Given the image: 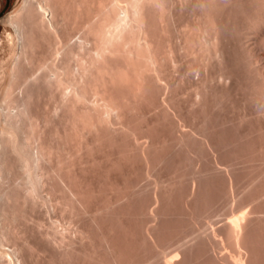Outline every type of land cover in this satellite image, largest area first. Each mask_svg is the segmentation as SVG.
Wrapping results in <instances>:
<instances>
[{
  "label": "bare ground",
  "instance_id": "obj_1",
  "mask_svg": "<svg viewBox=\"0 0 264 264\" xmlns=\"http://www.w3.org/2000/svg\"><path fill=\"white\" fill-rule=\"evenodd\" d=\"M77 1V2H76ZM86 1H89V3L88 2H86ZM96 1L97 0H19L18 2H17V5L6 15V22H7V20L10 22V24H13L12 26H15L14 28L17 30H15V32H18V34H19V37H17V35H16V37L19 39V44H18V41H16L17 42V45H19L21 48V50H20V52H21V55H20V53L18 52L17 53V55L19 54L20 56H22V57H24L25 58V60L23 61V59H22V61L23 62H25L26 63V60H28V62H30L31 63V65H30V63H29V65H28V71H26V72H29V73H26V72H24L25 74H22L23 72H22V70L21 69H19L20 71H21V73H20V71L17 69L18 67H20L21 66V68H22V65L20 64V66H19V64H18V67H16L15 65L17 64L16 62H19V61H21V60H19V58H18V56H17V60H19V61H16V59L14 60V61H16V62H14L13 60H12V62L13 63H15L14 65H12L11 64V66H14V70H15V68L17 69V70H15V72H10V73H8L9 75V78H8V80H4L5 82L4 83H6V81H7V83H6V85L5 84H1L2 82H3V80H2V82L0 83V86H2L3 88L1 89L2 91H3V93L2 94H0L1 95V98H0V264H23V262H24V264L27 262V260H26V262H25V260H22L21 261V259H22V257H23V259H26V252H25V255H24V251L26 250V249H24V251H21L22 250V247L23 248H26V245H25V247H24V243H22V247L20 246V241L18 242L17 241V239L16 238H18L19 237V234L17 233L18 232V230H19V232H25L24 230H27L28 228H26L25 227V224H27L28 225V221L30 222L29 223V225L32 223L33 224V220H36V222H38V218L37 217H33V215L35 214H38L39 213V215H40V212L41 213H43V214H41L42 216H44V213H45V211L44 212H42L41 210L39 211V209H37L36 207H38V208H40L41 207V205L43 204V203H46V201H48V202H50V199L48 200V194L51 196V198H55L56 196H55V194L59 191H62V190H64V189H66L64 186H66L65 184H68L67 182H69V180L68 179H71L72 177L71 176H75V174H74V165L75 164H73V166H69V164H71L72 165V163L71 162H73L74 160H76V159H73L74 157H72V156H70V158L68 159V161H67V158H66V156H64L66 159H64V161H63V158H61L62 156H63V154L61 155V146H60V143L62 144V141H60V143H59V140H63V138H59V136L60 135H62V133H61V130H59V126L61 125V122L64 120V115H65V113H74L75 114V112H76V114H78L77 113V111H74V109H76L75 107H77L76 105H79L78 103L81 101V99H85V98H87V97H85V96H87V95H84L85 93L84 92H82V94L84 95V97H83V95H80V92L82 91V89H81V86H80V84L82 85V83H83V81H82V79L84 80V76H86L87 74H86V72H87V70H90L91 68L90 67H87L86 65H88V63H89V65H91L92 64V61H93V57H95L94 56V54L95 53H93V54H91V56L92 57H90V53H91V50L95 47V45H98L96 42H98L99 44H101L103 47H106V48H104V49H107V50H104V49H102V50H104V51H106V55H105V57L104 56H100L99 54L97 55V56H100V57H104V58H102V59H104L103 61H105V63H107L108 61H107V59L106 58H108L109 57V55H110V53H111V51H110V49L112 50V47L114 46V45H116V46H118V44H120L119 46H118V48H120V47H123V46H121L123 43H128V42H130V43H128V44H131V43H135V48H138V49H131V50H134V51H138L139 50V53H138V55H143V56H146V57H143L144 59L145 58H149V61H151L152 60V58L150 59V57H149V52L145 55V54H143V49H144V46L146 47V45L148 46V50H146L144 53H146L147 51H149L150 49H152L153 47H155L154 46V44H156V43H154V44H152L154 41L153 40H155L156 39V37H157V39L155 40V42L157 41V44H156V47L155 48H153L152 50H154L155 51V53L151 50L150 51V55H154L153 56V60L150 62V63H148L149 61L147 60V59H145L146 61H148L147 63L148 64H146L147 66V68L146 67H144V69H148L147 71H151L152 72V69L154 68L155 70H154V74H156V76L153 74V73H151V74H153V76L149 73V77H151L152 79H150L151 81L150 82H148L149 83V85L150 86H152L153 84L155 85H158V83L160 84V86L163 88H161V87H159V85H158V87H159V89H160V91H159V89H158V87H157V89H156V87L154 88V89H156L157 90V92H158V95H160L161 93L162 94H166V91L167 90H171L169 93H167V95L166 96H169L171 93L172 94H174L173 95V97L175 96V95H177L176 93V90L174 91V88H176L177 86L179 87V85H177V83L179 84L180 82H181V80H182V82L181 83H183V82H185L186 80H184L183 81V79H185V77L186 76H188V74L186 73L188 70H190V71H188L189 73L190 72H192V74L194 75H189V79H191V78H193L194 79V77L197 79V77L195 76V75H199L200 73H201V71L203 72V73H201V74H203L202 75V78H200L201 77V75H199V80L197 79L196 81H198L197 83H196V85L195 84H193V86H192V84H191V88H194V89H191L190 88V90H194V91H192V93L194 94V95H191V96H193L192 98L190 97L189 98V100L187 99L186 100V102L187 103H184V105L186 104V106L183 108L182 107V105L181 104H183V103H181V101H180V99L179 98H175V97H177V96H175L174 98H175V100H177V99H179L178 101H175L174 100V98L172 97V94H171V97H170V99H169V97L166 99V98H164V97H162L161 95L160 96H158V101H157V104L159 103V105H161V103L163 102V104H164V106H163V104H162V108L164 107V109H159L161 112H163L164 113V118L162 117V116H160L159 118L163 121V119H164V121L166 120L165 119V117L168 115L169 117H168V120L167 121H169V122H166V123H163L162 122V126L164 127V129H165V126H169V124L170 123H172V125H171V129H170V127L168 128H166L167 129V131H169L168 129H170V133L172 132V130H175V132H177V134H178V131H177V129H179L180 131H181V127H183V125H185V124H182V123H185L187 120H189V121H187L188 123H189V125L192 123L193 124V122L194 123H196V125H197V127H196V125H195V128H194V124L192 125H190V128L192 127L194 130H192V128L190 129V131H188V130H186V128L183 130V131H181V133L179 134V135H177V136H179V137H177L176 139H175V135L173 134L172 135V137H174V140L175 141H178V144H181V146H179V147H184L183 149H181V150H185V149H188V151L187 150H185V153L187 152L188 154H190V156L192 155L191 153H189V152H194L197 148L199 149V150H196V151H199V154L201 153V151L203 150V148L202 149H200L201 148V145H203V143L206 145V148H204L205 150L204 151H202V152H206V151H208L209 153H211L212 151H213V153H215L214 152V150L216 151V149H214L215 147H216V141L218 140V138L219 137H221L220 135H218L219 133L221 134V132L219 131V133L218 134H214V133H216V132H213V134H211V135H213V136H215V137H217L218 136V138H216V141L215 140H212L214 137H212L211 135V137L212 138H210V136H209V134H210V132L212 133V131H210V130H214L215 129V127L212 129V127L209 125V124H211V123H209L208 122V120H204L203 121V119H205V118H202V117H206L207 119H208V117H207V114H206V110L207 109H209L208 108V106L207 105H209V103L206 105V103H207V97L205 96V92H206V90L204 91V89H206L207 88V86H208V84L209 85H211V84H213V82L212 81H216V82H218V83H220V85L221 84H223V85H227L228 86V84L230 83V82H232V80L233 81H235V78L236 79H238V77L235 75V69H236V66H238L237 67V71H239L240 70V68H242L243 66L244 67H246L245 69H246V76H245V72H244V74H242V72H243V68L241 69V71L242 72H240L239 73V75H243L244 77H240L241 78V82H243L242 81V78H243V80L244 79H246V80H244V82L247 84V85H243V84H241V82H240V80L238 81L239 83H237V84H240V86H244V88H246V91L245 90H243V94H245V92H250L251 94H254V96H255V94H256V98L258 97V99H260L261 101V103L262 104H260L259 105V102H258V100L256 99V98H254V97H250V95L248 94H245V97L246 96H248L250 99L251 98H253L255 101L253 102V101H251V102H253V104H254V106L256 105L255 104V102L257 101L258 102V105L259 106H261L260 108L259 107H257V105H256V107L257 108H259L258 110L255 108H252L253 110V114H251L252 113V111H251V113L249 114V115H247L246 113H245V115L244 116H246L247 115V117H244L243 116V118L240 120V122L239 123H241V121L243 122V120H245L244 122H243V124L244 123H247V119H249V120H251V116H254V110H256V114H257V118H258V116H261V118H258L257 119V122L259 123V119H262L263 118V116H264V58H263V55H264V53L262 54V55H258V52H260V50L258 51V49H259V47H258V45H263L264 44V0H251V2H254V4L253 3H251V4H253V6H254V9H253V6H252V9H250L251 11H254L255 9V11H254V13L252 14V12L249 10V12H248V10H247V8L249 9L251 6V4H249L248 2H250L249 0H243L242 2H244V4H245V2L247 3V6H245L242 2H241V0H239L240 1V3L238 2V0H190L192 3H194L193 5L194 6H191V8L192 7H195V10L192 8L191 10L193 11H190V8H189V14L190 15H192L193 16V14L192 13H194V18H191V16H190V18L189 19H192L193 21H194V24H192L191 22H190V20L188 21V19H187V23H185V22H182L183 23V25H185L184 27H182V25L180 24L179 26L181 27L180 28V31H181V33H178V32H180L179 31V29H178V37H179V35H180V37L179 38H181L180 40L181 41H179L180 43L179 44H177L178 46H180V50H179V47L177 46V48H178V50H175V44H174V46H173V44H172V42L174 41V39H172V38H174L175 36L174 35H172V37H170V31L172 30V29H174V25H177V23H175L174 24V20L176 19V16L174 15L176 12L175 11H173V7L176 5V3H175V5L173 6V4L172 3H174V1L173 0H98V8H99V11L98 10H94L95 9V7H96ZM176 1H179V0H176ZM180 1H183V0H180ZM185 1V0H184ZM188 1V0H187ZM86 2V3H85ZM189 2V1H188ZM190 2V3H191ZM256 2H258V3H256ZM190 3H188L187 5H188V7H190ZM257 5H256V4ZM87 4H90V5H88L89 7H87V12L88 13H90V14H86V16H85V14H83L84 12H86V11H83V6L85 7V9L84 10H86V5ZM3 5H4V1L3 0H0V11L2 10V8H3ZM91 5H92V7H91ZM242 5H243V7H242ZM256 5V6H255ZM147 6H148V8L151 6L154 10H155V12H153V11H151L152 10V8L150 9V10H147V12H145L146 10V8H147ZM225 6H228V7H225ZM249 6V7H248ZM96 7V8H97ZM176 7V6H175ZM224 7H225V9H224ZM244 7H247L246 9H244ZM256 7V8H255ZM88 8H92L91 10L94 12L93 14H91L92 12L90 11V9H88ZM97 8V9H98ZM147 8V9H148ZM227 8V9H226ZM239 8H241L240 10H238ZM242 8L244 9V10H246V13H244V12H242ZM82 9V11L83 12H81L80 10ZM175 9V8H174ZM224 9V10H223ZM90 12H89V11ZM221 10H223V14H228V15H226V19L225 20H228L229 21V16H230V13H228L227 11H229L230 10V12H231V15H234V13L236 12V14H237V17L239 16V12H242V17H243V19H242V17L240 18V16H239V18H235V17H233V16H231L233 19H231L233 22H231V24H230V22L228 23V21H223V20H220L221 22H219V20H218V18L217 17H220L219 15H221L222 14V11ZM227 10V11H226ZM233 11V13H232V11ZM96 11H98V13L96 12ZM150 11V12H149ZM221 11V12H220ZM226 11V12H225ZM239 11V12H238ZM79 12H80V14H82L81 15V19H86L87 18V16H91V15H93V18L91 19V18H87L86 19V21H89V22H85V21H83L84 22V24H85V26H80L79 24L81 23L80 21H79V23L77 22L78 21V19H79V16H80V14H79ZM95 12H96V14H95ZM175 12V13H174ZM153 14L152 16H155V17H152L151 15H149V14ZM156 13V14H155ZM174 13V14H173ZM217 13H221V14H217ZM249 13H251V14H249ZM78 14H79V16H78ZM235 14V15H236ZM83 15L85 16V18H83ZM96 15V16H95ZM145 15H146V17L149 15V16H151V17H149L151 20L152 19H154V20H152L153 22H150L152 25L155 23V22H157L156 24H155V26L154 27H156V28H158V30L156 31V28H155V30L154 29H152V27L149 25V24H147L146 23V21H145V19L149 22V21H151V20H148V17L147 18H145ZM173 15V16H172ZM234 15V16H235ZM222 16H224V15H222ZM221 16V17H222ZM173 17H174V20H173ZM220 17V18H221ZM4 18V19H5ZM78 18V19H77ZM172 18V19H171ZM223 19L225 18V16L224 17H222ZM221 18V19H222ZM228 18V19H227ZM80 19V20H81ZM169 19H171V20H169ZM174 22H173V21ZM177 20V19H176ZM191 20V21H192ZM230 20V21H231ZM238 20V21H237ZM69 21H71L72 22V24H71V26L69 25L71 22H69ZM82 21V20H81ZM173 22V24L172 23H170V27L172 28L171 30L170 29H168V30H170V31H165L164 33H162L164 30H165V27H166V30H167V28H169V24H168V22ZM192 21V22H193ZM8 22V23H9ZM83 22H82V24L81 25H83ZM226 22V23H225ZM221 23V24H220ZM227 23H228V25L230 24L231 25V28L227 25ZM168 24V25H167ZM172 24V25H171ZM224 24H226L227 26H225L224 27ZM78 25H79V27L80 28H82L83 29V31H81V30H79V35H77L78 33V30L77 29H80V28H76V27H78ZM157 25V26H156ZM168 27H167V26ZM71 28V30H70V28ZM153 27V28H154ZM223 27L225 28V30L223 29ZM229 27V28H228ZM226 28H228V29H230V30H228V35H229V32L230 33H233V34H231V35H233V36H235V37H232L231 35V38H233L232 40H231V38H230V36L228 37V38H230V40L227 38V37H223V39L225 40L226 38H227V40L229 41H225V42H227L229 45H231L230 44V41H234V42H237L236 40L238 39V42L237 43H240L241 44V48H242V52H244V54H242V52H241V48H240V46H239V50H240V53H241V55H242V59H243V61L241 62V64H242V67H239V65H241L240 64V62H239V58H240V60H242L241 59V55H240V53H239V51H236L235 52V47H234V52L232 51V50H230L231 48H229V45L227 46V43L226 44H224L225 42L224 41H222V43H221V39H222V29L225 31V32H227V30H226ZM258 29V30H256V29ZM77 30V32H76V30ZM152 29V30H151ZM160 30V31H159ZM233 30V31H232ZM254 30V32H257V34H258V32H259V34H260V32H261V36H260V38H259V40H261V43L260 44H258V45H254V44H252V45H249V44H251L252 42H248V44H247V41L248 40H246L245 39V36L246 35H248L249 36V33L251 32V31H253ZM256 30V31H255ZM85 31V34L83 33ZM152 31H156V33L157 34H155L154 35V32L152 33ZM158 31H159V33H158ZM76 32V33H75ZM161 32V33H160ZM168 32H170V33H168ZM80 33H83L84 34V36H82L83 34H80ZM172 33L174 34V32L172 31ZM162 34H164L163 36H162ZM166 34H168V36H166V37H164ZM223 34H224V32H223ZM235 34H237V35H239V36H237V39L236 40H234V38H236V35ZM253 33H251V35H252ZM255 34V33H254ZM258 34V35H259ZM81 35V36H80ZM157 35V36H156ZM225 35H226V33H225ZM76 36H78L77 38H79V36H80V39H78V40H76L77 38H76ZM174 36V37H173ZM244 36V37H243ZM170 37V38H169ZM177 37V36H176ZM177 37V38H178ZM244 39H243V38ZM250 37V39H252L251 38V36H249ZM249 37H247L246 36V38H249ZM253 37V36H252ZM255 37H257V35L255 36ZM255 37H253V38H255ZM259 37V36H258ZM257 37V38H258ZM41 39V41L43 40V42L45 41V43H46V47L44 46L43 47V45L41 44L42 42H39V40ZM76 38V39H75ZM163 38H168V39H166L167 41H169L170 39V41H169V43L167 44V41H165ZM240 38V39H239ZM257 38H255V39H257ZM17 39V40H18ZM254 39V41H256ZM173 40V41H172ZM177 40H179V39H177ZM176 40V41H177ZM240 40V41H239ZM246 40V41H245ZM259 40H257V41H259ZM86 41H88V42H90V44L92 43L93 44V46L92 47H90L89 46V44L87 43V44H85L86 43ZM153 41V42H152ZM172 41V42H171ZM250 41V40H249ZM39 42V43H38ZM171 42V43H170ZM233 42V43H234ZM45 43H44V45H45ZM95 43V44H94ZM136 43H138V44H136ZM175 43V42H174ZM177 43V42H176ZM232 43V42H231ZM38 44H41V47H39L38 46ZM85 44V45H84ZM133 44H131V45H133ZM150 44V45H149ZM151 44H152V46H151ZM222 44H224L223 46H222ZM88 46V48H91V50L90 49H88L87 47H85V48H87V50H88V52L90 51V53H87V54H89V56H88V58H89V60H86V59H84L83 57H84V53H83V57H81L80 55H78V54H80V49H81V47L80 46ZM101 45H100V47H101ZM131 45H127V46H130V48H132L131 47ZM137 45H141L140 47L138 46V47H136ZM233 45V44H232ZM239 45V44H238ZM238 45H236V43H234V45L233 46H236V48L238 49ZM77 46L79 47V49L77 48ZM112 46V47H111ZM116 46L113 48V53H114V58H112L113 60L114 59H119L118 57L119 56H116V54H115V50L117 49L116 48ZM142 46H143V49H139V48H142ZM149 46H151L150 47V49H149ZM226 46V47H225ZM44 48L43 49V51H42V49L41 48ZM111 47V48H110ZM222 47H224V48H222ZM263 47H264V45H263ZM262 47V48H263ZM18 48V47H17ZM39 48V54H37V49ZM85 48H82L81 50H83V52L84 51H86L85 50ZM95 48H97V46L95 47ZM95 48L93 49V52H95ZM116 48V49H115ZM124 48H125V45H124ZM134 48V47H133ZM229 48V49H228ZM41 49V50H40ZM98 49H99V45H98ZM96 50V51H100V53H101V50ZM225 49H228L227 51L225 50ZM236 49V50H237ZM79 50V52L78 53H76L77 51ZM110 51V53L108 54V56H107V52H109ZM141 50V51H140ZM145 50V49H144ZM226 51L227 53V57H228V55L230 56V52H231V56L230 57H228L229 58V60L230 61H228V65H229V63H231L232 61H231V57H236L238 54L240 55V57L238 58H234V61H235V59H237L238 60V62H236L235 61V63H236V66L235 67H233L232 65H230L229 66V68L230 69H234L235 71H230V72H234V73H232L234 76H231L230 75V72L229 71H224L225 69H223V67L221 68V67H219V69H220V71L219 70H217V71H219V72H217V75H215L214 73L216 72V71H213L214 69L212 68V67H214L215 65H217V61L219 62V60L222 58V55L223 54H225V52L223 53V51ZM262 50V49H261ZM263 50H264V48H263ZM262 50V51H263ZM42 51V52H41ZM179 53H177V52ZM181 51V52H180ZM40 52L42 53V55L40 56ZM82 52V51H81ZM87 52V51H86ZM85 52V53H86ZM103 52V51H102ZM141 52V53H140ZM151 52H153V54L151 53ZM176 52V53H175ZM104 54H105V52H103ZM232 53H234V54H236L237 53V55H234L233 56V54ZM39 56V58L37 57V55ZM59 54H61L60 56L62 57V58H59ZM96 54H97V52H96ZM176 54H178V55H180L181 54V56H178V55H176ZM260 54V53H259ZM15 55H16V53H15ZM79 56V60L77 59L76 60V57H78ZM86 55V54H85ZM238 55V56H239ZM244 55V56H243ZM87 56V55H86ZM107 56V57H106ZM112 56V57H113ZM115 56L117 57V58H115ZM182 57V59H181V63L179 62L180 60L178 59V57ZM223 56H225V55H223ZM35 57H37V59L35 58ZM15 58V57H14ZM83 58V60H85L84 62H86V63H82V65H80L81 64V62H83V60L80 62V60ZM91 58V59H90ZM111 58V57H110ZM184 58H186V60H188L187 58H190L189 59V65L187 64L188 62L184 59ZM36 59V60H35ZM99 59V58H98ZM106 59V60H105ZM184 59V60H183ZM75 60H76V62H78V63H80V64H78L77 63V65L78 66H75L76 65V63H74L75 62ZM91 60V61H90ZM97 59H95L94 61H96ZM112 60V61H113ZM115 60V62L117 63V61ZM120 60L124 63H126L127 62V60H125L124 59V61H123V59L122 58H120ZM120 60H118V62L120 61ZM179 60V61H178ZM90 61V62H89ZM100 61V60H99ZM98 60L96 61V62H99ZM153 61H154V66L155 67H152V69H150L148 66L152 63L153 64ZM185 61H186V63H185ZM22 62V63H23ZM88 62V63H87ZM101 62V61H100ZM180 63V65H179V63ZM184 64H183V63ZM19 63H21V62H19ZM24 63V64H25ZM110 63H114V62H110ZM116 63H114V64H116ZM123 63H117V64H120V67H119V65H118V67L120 68L119 70L121 71V65L123 64ZM124 63V64H125ZM213 63L215 64L214 66H213ZM235 63H233V65H235ZM237 63H238V65H237ZM86 64V65H85ZM108 64V63H107ZM111 64V65H112ZM112 65L113 67L114 66H116V65ZM129 63L127 62V65H128ZM182 64V65H181ZM188 65L187 66V68L189 67L190 68V65H192L191 67L192 68H188V70H187V68H186V65ZM232 64V63H231ZM33 65V66H32ZM84 65V66H83ZM93 66H91V67H95V66H98V65H95L94 63L92 64ZM95 65V66H94ZM103 64H102V62H101V65H99V66H102ZM130 65V64H129ZM176 65H179L180 66V69H179V71L180 72H182L183 73V71L181 70V69H183L184 67V73H186V74H182L181 73V75H183V76H185L184 78L182 77V76H180V77H182L183 79H181L180 81H178L179 79H175V80H177L178 82H172V78H173V76L175 77V75H176V73H175V71L177 70L178 71V66H177V68H176ZM183 65H185L184 67H183ZM204 65V69H206V71H204V69L203 68H200L201 66H203ZM211 65H212V67H211ZM10 66V65H9ZM9 66H8V68H9ZM10 66V67H11ZM25 66V65H24ZM31 66H32V68H31ZM98 66V68H99V71H100V67ZM134 66V65H133ZM132 66V67H133ZM152 65H150V67H151ZM173 67V66H175L173 69L175 70V68H176V70L174 71V72H171L170 74H169V72H170V69L171 68H169V67ZM26 67V66H25ZM31 69H30V68ZM81 67V68H80ZM84 68V72H82L83 71V68ZM87 67V68H86ZM103 67V66H102ZM109 67V68H108ZM108 67H103V69L105 68H107L105 71H106V73H105V71H102V72H104L105 73V75H104V73H102L104 76H105V78H107L106 77V74H107V76H108V74H109V72H110V70H109V72H108V69H110L111 68V66H108ZM118 67H116L117 69H118ZM124 67H126L127 68V66H126V64H125V66ZM131 67V66H130ZM130 67H129V71H130ZM132 67H131V71H135V69H137L136 71H135V73H132V79H134L135 78V75H136V77H137V75L139 74V70H138V68H136V66H134V70H132ZM209 67V68H208ZM210 67L213 69H211L210 71L211 72H214L213 74L212 73H210V71H208V69H210ZM233 67V68H232ZM8 68H6V70H9ZM96 68V67H95ZM94 68V69H95ZM115 68V67H114ZM114 68H113V70H112V68H111V70H112V72L114 71ZM169 68V69H168ZM238 68H239V70H238ZM13 68L11 67V71H13L12 70ZM23 69V68H22ZM82 69V70H81ZM115 70L114 72V74H115V76H113V78H117L118 80L117 81H119L120 83L118 84V85H116V86H118V88L120 89V87H119V85L120 84H124V86H125V84L127 83V87L129 86V84H128V81H131V86H129V87H131L132 89H133V87H135V84L137 83L138 84V86H140L139 84H141V86L142 87H136V88H143V89H148L147 88V86L144 88L143 87V85H145V84H143V83H147V81H149V80H147V79H149V78H147L146 76L148 75V74H145V75H143V77H145L144 79H146L145 81H143V77L142 78H140L139 76L141 75L142 76V74H144L146 71L143 69V67L141 68V69H143L142 70V72H140L141 74H139V76L137 77L138 79H139V82L138 81H136V79L134 80V81H136L135 83H133L132 84V80L130 79H128V78H130L131 77V75H130V73H129V71H128V69H124V68H122V70L124 69V71H128L127 72V74L128 75H130V77H128V75L126 74V73H121V72H119L118 70ZM169 71H168V70ZM187 71H186V70ZM200 69H202L201 71H200ZM30 70V71H29ZM92 70H93V68H92ZM96 71H93L94 72V75L96 74V72L98 71V69H95ZM102 70V69H101ZM172 70V69H171ZM193 70V71H192ZM196 70V73L194 72ZM229 70V69H228ZM25 71V70H24ZM91 71V70H90ZM117 71H118V73H117ZM143 71H145L144 73H143ZM156 71V72H155ZM167 71H168V73H167ZM207 71L210 73V74H212V75H210L211 76V78H208V76L207 75H204V72H206L207 73ZM245 71V70H244ZM93 72H92V74H93ZM136 72L138 73V74H136ZM180 72L179 73H177L178 75L180 74ZM226 72H228V73H226ZM6 73H7V71H6ZM6 73H4V77H3V79H6V77H5V75H7ZM40 73V74H39ZM98 73V72H97ZM100 73V72H99ZM147 73V72H146ZM172 73H174L175 75H173L172 76ZM199 73V74H198ZM238 73V72H237ZM39 74V75H38ZM86 74V75H85ZM91 73H90V75H92ZM125 74V75H124ZM133 74H135V75H133ZM191 74V73H190ZM82 75V76H81ZM100 75V74H99ZM97 75L98 77H99V79H98V77L96 78V75H95V78L93 77V78H90V76L89 75H87L86 77L88 78V76H89V78L88 79H90L89 80V87H91V86H93L95 83L93 82V80H95V82H97L96 81V79L97 80H99V81H101L102 79L103 80H105L103 77L101 78L100 76H102V75ZM151 75V76H150ZM178 75H176V77L175 78H177V76ZM81 77V81L82 82H80L79 80H80V78H78V77ZM93 76V75H92ZM91 76V77H92ZM111 76H112V74H111ZM206 76V78L204 79V80H202L204 77ZM236 76V77H235ZM134 77V78H133ZM154 77H156L155 79H156V81L158 82H156V81H154L155 79H154ZM179 77V76H178ZM179 77V78H180ZM233 77V79H231ZM42 79V82H40V83H43L42 85H44L43 86V88H47V89H51V88H48V87H52V88H54V90L52 91V89H51V92H57L59 89V91H61V90H64L62 93H60L59 91V93L58 94H61L60 95V99H59V96H58V99L59 100H63L64 101V103L62 104V102H61V104L63 105V107H64V104L65 105H67L68 103H69V106L71 107V106H73L72 105V103L74 104L76 101L78 102L76 105H74L73 107H71L72 108V110H70L71 108H69L68 107V105L66 106V109L68 110L69 109V111H67L66 109H65V107L64 108H61V104H60V106H58V104H59V100L57 101L58 102V104H57V102H55L56 103V107L58 106V108H55V104L53 105L54 106V111L53 110H51V111H49L48 109H46V110H44L45 112L48 110L49 112H51L52 114H51V116H54V117H56L57 116V114L59 113V117L57 116L56 117V121L55 122H58L60 119H63L62 121L60 120V122H59V125H58V128L55 130V131H52L51 129H49L50 127L52 128V127H54V125H57V124H50V121L52 120V118L50 117V114H49V116H48V113L49 112H46L47 113V116H46V113H45V115H44V112H43V114L42 115H44V116H46L45 117V119L44 118H42V117H40L39 116V113L37 114V115H35L36 114V110L34 111L35 113H33V111L31 110V106L33 105H31V103H33L32 102V100H34L35 101V95H36V93L38 92L37 90L39 89L37 86H36V84L37 85H39V81L38 80H41ZM86 78V79H87ZM109 78H110V76H109ZM108 78V79H109ZM188 78H186V79H188ZM142 79V80H141ZM92 80V82H93V85L91 84L90 85V81ZM101 81L102 83H105V82H107L106 80H105V82L104 81ZM110 80V79H109ZM108 80V81H109ZM175 80H173V81H175ZM200 80H202V81H200ZM87 81V80H86ZM111 81H112V79H111ZM143 81V82H142ZM153 81L155 82V83H153ZM165 82V83H163V82ZM195 81V82H196ZM229 81V82H228ZM113 82V81H112ZM114 82H116V80L114 81ZM113 82V83H114ZM200 82V83H199ZM211 82V83H210ZM215 82V83H216ZM227 82H228V84H227ZM243 82V83H244ZM48 85V87L45 85ZM85 83V82H84ZM84 83H83V85H84ZM88 83V82H87ZM109 83V82H108ZM118 83V82H117ZM116 83V84H117ZM130 83V82H129ZM177 85H175V84ZM181 83H180V85H181ZM217 83V84H218ZM226 83V84H225ZM244 83V84H245ZM86 84V83H85ZM101 84V83H100ZM99 84V82H98V84L96 83L93 87L95 88V90H100V87L99 86H97V85H100ZM112 84V83H111ZM110 83H109V85H111ZM136 84V85H137ZM172 84L175 86L173 89L171 88V87H173L172 86ZM217 84H215V85H217ZM236 84V85H237ZM5 87H4V86ZM25 85H26V88H25ZM88 85V84H87ZM87 85H84L85 87L87 86ZM107 85V84H106ZM105 85V86H106ZM147 85V84H146ZM148 85V86H149ZM214 85V84H213ZM223 85H221L222 87H224V88H227V86L225 87V86H223ZM232 85H234L233 83L230 85V86H232ZM23 86V87H22ZM84 86H82V87H84ZM100 86H102V84L100 85ZM116 86H113L112 85V87H116ZM122 86V85H121ZM149 86V87H150ZM219 86V85H218ZM239 86V85H238ZM242 86V87H243ZM19 88V87H21V89H23V88H25L24 90H21L22 92H21V95H20V93L17 91V90H15V88ZM39 87H40V89L39 90H41V89H43V88H41L42 86L41 85H39ZM84 87V89L86 90L87 88L89 89V87H87V88H85ZM93 87H91L92 89H89V90H93ZM96 87H97V89H96ZM104 87V86H103ZM102 87V88H103ZM107 87V86H106ZM127 87L125 88L124 87V89L123 90H128L129 91V89H127ZM128 87V88H129ZM154 87V86H153ZM206 87V88H205ZM233 87V86H232ZM236 87V86H235ZM241 87V89H240V87L237 89V90H242L243 88ZM247 87H248V89H247ZM1 88V87H0ZM17 88V89H18ZM34 88H38L37 90H35V91H37L36 93L35 92H33V89ZM55 88H57V91H55ZM117 88V87H116ZM130 88V89H131ZM83 89V91H85ZM88 89L85 91L86 93L88 92ZM131 89V90H132ZM135 89V88H134ZM133 89V90H134ZM143 89H141V92H142V90ZM149 89H152V88H149ZM19 90V89H18ZM66 90H68L67 92H66ZM69 90H70V95H72L71 97H70V95L68 94V92H69ZM81 90V91H80ZM94 90V91H95ZM102 90V89H101ZM132 90V91H133ZM140 90V89H139ZM139 90H134L135 91V93L134 94H138L139 93V95L141 94V96H142V93L143 94H145V92L146 91H143L142 93L139 91ZM161 90H163V92L165 91V93H163V92H161ZM248 90V91H247ZM251 90H254V91H252L251 92ZM73 91V92H72ZM125 92L126 93V96H123V98L124 97H127L128 96V94L129 95H131L133 92ZM136 91H138V92H136ZM1 92V91H0ZM16 92L19 94V95H17L16 94ZM97 92V91H96ZM96 92H95V98L97 97V96H99V95H97L96 94ZM99 92V91H98ZM105 91H103V92H99L100 93V95L102 94V96H100L101 98L99 99L101 102H102V100H103V103H100V105L99 106H102V107H99L98 106V103H97V106L95 107V106H93V105H95V101H93V103H91L87 108H89V107H91V108H89V110H88V112L90 111V110H93L92 109V107H95V108H97V110L99 111V113H100V116H99V114H96L97 116H95V117H97V119H99L100 117L101 118H106L108 115V117L110 118L111 116H114L115 117V115H117V114H119V116L117 117V118H120L122 115V113H120V109H121V107H123L121 110H123L124 109V107L126 106V104H127V102H128V100H134V98L136 97V99H137V97L139 96V95H135L134 97L132 96V98L130 99V96H128L127 98H129L128 100H126V101H123V104L125 105H122V102H121V104H119L116 100L117 99H119V98H121L122 96H118V95H114L113 96V98H111V96H109L108 98H104V96L107 94H105L104 93ZM175 92V93H174ZM255 92V93H254ZM35 93V94H34ZM23 94V95H22ZM67 94L69 95L68 97H66V98H68L69 99V102L68 101H65L64 99L65 98H62V97H65V96H67ZM74 94V95H73ZM103 94H105V95H103ZM109 94H111V93H109ZM114 93H112V95H113ZM33 95H34V98H33ZM36 96H38V94L36 95ZM117 98H116V97ZM144 96V95H143ZM142 96V97H143ZM204 96L206 97V100L204 99ZM251 96H253V95H251ZM70 97V98H69ZM74 97H76L78 100H76L75 102H72L71 103V101L73 100V98ZM78 97H81V98H78ZM164 98V100L163 99H161L160 100V98ZM247 97V98H248ZM62 98V99H61ZM75 98V99H76ZM98 98V97H97ZM116 98V99H115ZM246 98V99H247ZM248 98V99H249ZM68 99H66V100H68ZM84 99L82 100V101H84ZM88 99V98H87ZM168 99L170 100V101H168ZM190 99L192 100V101H190ZM253 99H251V100H253ZM86 100V99H85ZM94 100V99H93ZM74 101V100H73ZM176 102L175 104H172V102ZM180 101V102H179ZM189 101L191 102V105L192 106H194V108L196 109L197 107H200L199 105H204V109L202 108V107H200V108H202V110H204L203 112L201 111V110H198V108L196 109V111L198 112V116H199V118H200V115H202V119L200 120L199 118H197V115H195L196 116V118H195V116H194V114H196V111H195V109H192V107L190 108L189 106H187V104L189 103ZM205 101V103H203ZM36 102V101H35ZM119 102H120V100H119ZM125 102V103H124ZM161 102V103H160ZM129 103V102H128ZM180 103V104H179ZM219 103V102H218ZM71 104V105H70ZM103 104V105H102ZM177 104L179 105L178 106V108L176 107L177 106ZM92 105V106H91ZM122 105V106H121ZM181 105V106H180ZM198 105V106H197ZM202 105V106H203ZM207 107H206V106ZM53 106H52V108H53ZM121 106V107H120ZM196 106V107H195ZM68 107V108H67ZM157 107H158V105H157ZM161 107V106H160ZM179 107H182V109H185L186 107H188V111H191V113H192V110H194L195 111V113H194V111H193V114H189L190 112H187L188 114V118H189V116H191L193 119H191V117L188 119H186V111L184 110V111H182V109L181 108H179ZM51 108V109H52ZM59 108L61 109L60 111H58L59 110ZM32 109H34V107L32 108ZM57 111H56V110ZM192 109V110H191ZM64 110V113L62 112ZM96 109H95V111H96V113H98V111H97ZM158 110V111H159ZM166 112V114H165V112ZM172 110H173V112H172ZM186 110H187V108H186ZM56 111V112H55ZM86 111V110H85ZM94 111V112H95ZM159 111V112H160ZM200 111H201V114L199 115V113H200ZM259 111V112H258ZM58 112V113H57ZM61 112L63 113L62 115H63V118H62V116H61ZM158 112V114H160L161 115V112L159 113ZM171 112V113H170ZM183 112L185 113V118L183 119ZM205 112V114H206V116L205 115H203V113ZM53 113H54V115H53ZM56 113V114H55ZM70 113V115H72ZM90 113H92L93 115H94V113H93V111H91ZM90 113H87L86 112V114L84 113V115L85 116H87L88 114L90 115ZM113 113H116V114H113ZM169 113H170V115L172 114V116H170L169 115ZM260 115H259V114ZM68 114H66L65 115V117H67L68 119H67V121L70 123V125L71 126H73L74 125V123H72V121L74 120V118L76 117H78L77 119L79 120V117H81V116H74V115H72L71 117H68V116H70V115H68ZM75 114V115H76ZM92 114L90 115V117H89V115L86 117V119H83L84 121V123H85V125L86 124H88V120H89V118H90V120H91V116H92ZM112 114V115H111ZM255 114V115H256ZM41 115V116H42ZM56 115V116H55ZM68 115V116H67ZM121 115V116H120ZM163 115V114H162ZM84 116V117H85ZM248 116H249V118H248ZM72 117H74V118H72ZM83 117V116H82ZM82 117H81V120H79L80 121V123H78V124H83V122H81L82 121ZM83 117V118H84ZM95 117H93L94 119H92L89 123H91L90 124V126L93 128V126H95L94 128L96 129L98 126H99V121H101L102 119L100 118L99 120H98V122L96 123H94V121L93 120H97V119H95ZM107 117V118H108ZM163 119H162V118ZM173 117V118H172ZM40 118H41V120H40ZM49 118V119H48ZM75 118V119H76ZM88 118V119H87ZM105 119L106 121H107V127H108V125H110L111 123H109L108 124V119ZM111 118H113V117H111ZM123 118V117H122ZM121 118V119H122ZM167 118V117H166ZM241 118V117H240ZM45 121H44V120ZM54 120H55V118H53ZM57 119H59V120H57ZM70 119H71V122H70ZM159 119V120H160ZM170 119L172 120L173 119V121H174V123H173V121L171 122L170 121ZM197 119H198V121L200 120V122H198L197 121ZM256 116L253 118V120L252 121H254L255 123H257L256 122ZM50 120V121H49ZM54 120L53 121H51V123L52 122H54ZM160 120V121H161ZM181 120H183L184 122H181ZM194 120V121H193ZM78 121V122H79ZM86 121V122H85ZM103 121V124L105 125V123H104V120H102ZM101 121V122H102ZM112 120L110 119L109 120V122H111ZM192 121V122H191ZM202 121V122H201ZM263 122H264V120H262ZM261 120H260V123L262 122ZM54 122V123H55ZM73 122H75V120L73 121ZM204 122V125L203 124H201V123H203ZM205 122H206V124L209 126V127H207L209 130H208V133H207V129H206V127L205 126H207L206 124H205ZM253 122V123H254ZM73 125H72V124ZM94 123V124H93ZM198 123V124H197ZM199 123H200V125H199ZM257 123V124H258ZM51 126H50V125ZM82 124H81V126H82ZM96 124V125H95ZM98 124V125H97ZM102 123H101V125L102 126H100L101 127V129H102V127L104 126ZM164 124H166V125H164ZM173 124H175V129L174 128H172L173 127ZM242 124V123H241ZM48 125L50 126L49 128H48ZM75 125H77V120H76V124ZM74 125V129L72 128V130H75L76 129V127L78 128V125L77 126H75ZM84 124H83V127H86ZM93 125V126H92ZM127 125V124H126ZM130 125V127L134 130V131H132V133L134 134L133 136H132V138H133V143H134V139L137 137L136 136V134L140 131H136L135 130V128L136 129H138L136 126H134L133 124H131V122H129L128 123V125L127 126H129ZM132 125V126H131ZM201 127V126H203V127H199V126ZM261 125H262V123H261ZM261 125H257L259 128H260V126ZM264 125V124H263ZM263 125H262V127H263ZM80 125H79V129H80V127H81ZM97 126V127H96ZM186 126V125H185ZM252 126H256V124H253V125H251V127ZM255 127V128H253L252 127V129L251 128H249V130L251 129L252 131H250V133H249V131L247 130V133H249L250 135H248V137H252L253 135H254V137H253V141L255 142V140L257 139V137H258V134L259 135H263L264 134V128H260V131H261V133H257V132H260V131H258L259 129H258V127ZM87 127H88V125H87ZM105 127H106V125L103 127V129H105ZM130 127H127V128H129V129H131ZM181 129H180V128ZM54 128H56V127H54ZM204 128L206 129V132H205V130H204ZM49 129V130H48ZM53 129V128H52ZM99 131H98V133L101 131V129L100 128H97ZM96 129V130H97ZM111 129V128H110ZM131 129V130H132ZM256 129H258L257 130V132H255V130ZM54 130V129H53ZM77 130L78 129H76L75 131H76V133H78L77 132ZM114 130V129H113ZM124 132H126V133H130V132H128L129 130L128 129H126L125 128V130L124 129H122ZM186 130V131H185ZM50 131V132H49ZM79 131V130H78ZM103 131V130H102ZM102 131L100 132V134H99V136L101 137V135L103 134L102 133ZM115 131V130H114ZM121 130H116L115 132H120ZM135 131H136V134H135ZM179 131V132H180ZM210 131V132H209ZM215 131V130H214ZM47 132H48V136H49V138L50 139H48V138H44V137H46L47 136ZM252 132H255V134L254 133H252ZM60 133V134H59ZM102 133V134H101ZM172 133H174V132H172ZM171 133V134H172ZM247 133H245V137L247 136ZM251 133H252V135H251ZM257 133V134H256ZM46 134V136H44ZM129 135H131V134H129ZM139 135V134H138ZM256 135V136H255ZM47 136V137H48ZM134 136H136L135 138H134ZM62 137V136H61ZM256 137V138H255ZM264 136H262V138H263ZM258 138H260L261 139V137L259 136ZM136 139H138V138H136ZM150 138L148 137L147 138V140H145V142L146 141H148ZM178 139V140H177ZM211 139V140H210ZM215 139V138H214ZM260 139H258V140H260ZM264 139V138H263ZM262 139V140H263ZM49 140V141H48ZM139 141H140V137H139V139H138ZM196 140H198V141H202V143L200 144V143H197L196 144ZM258 140H256V145H255V143H254V145H255V147H256V149H257V147H259V142H264V141H262V140H260V141H258ZM138 141V142H139ZM149 141H151V140H149ZM181 143H180V142ZM192 141H194L195 143H193ZM197 141V142H198ZM211 141L214 143L213 145L211 144ZM56 142V143H55ZM57 142H58V144H57ZM141 142H143V141H140L139 143H138V145H141V149H140V146H136L137 145V142L135 141V143L134 144H132V146L133 145H135L133 148H131L133 151H132V153L135 155V153L134 152H136V151H138L139 149V151H138V153H139V156H140V158L137 156V158H139L138 160H140L141 158H142V161H143V159H144V164L146 165H144L143 163V165H144V170L142 169L143 167V165L142 164H140V168L144 171H142V174L143 173H146V171H147V174H144V175H142V174H140V176L142 175L143 177L145 176L146 177V175L147 176H150L151 177V175H154L152 172H154L155 170L154 169H157L156 167L158 166V161H157V159H156V157L154 158V156L155 155H151V153H152V151H154L153 150V148L155 149V144H154V146H153V144H152V142H153V140L151 141V142H149L150 144H152L151 146H150V144L148 145V143L146 144H144V142L143 143H141ZM191 142V143H190ZM258 142V143H257ZM176 143V142H175ZM189 144L187 147H189L190 148V145H193L194 146V148H196V149H194V148H187L185 145L186 144ZM193 143V144H192ZM184 144V145H183ZM199 144V145H198ZM176 145H177V143H176ZM198 145V146H197ZM205 145L204 146H202V147H205ZM215 145V146H214ZM254 145H252L253 146V148L252 149H254V151L253 152H256V153H259L260 154V152H262L260 155L259 154H257V157H259V160H257V157L256 156H253V154H256V153H253L252 152V154H250V155H252L253 157H251V158H254L255 157V159H251L252 161L251 162H255L256 163V165L257 164H259L260 162H261V165H262V167L264 166L263 164H264V160H261L260 161V158L263 156V154H264V150H262V151H259L258 152V150L259 149H263L264 148V144H261V146L263 147V148H261V146L259 147V149L258 150H256L255 151V147H254ZM60 146V147H59ZM193 146H191V147H193ZM196 146V147H195ZM136 147V148H135ZM137 147H139V148H137ZM217 147H219L218 145H217ZM59 148H60V150H59ZM135 149V150H134ZM193 149H194V151H193ZM210 149V150H209ZM150 150H151V152H150ZM192 150V151H191ZM201 150V151H200ZM212 150V151H211ZM217 153H218V156H220L219 154V152H220V149L219 148H217ZM195 151V153L196 154H198L197 152ZM140 152H141V155H142V157H141V155H140ZM208 152H206V153H204V154H200V156H204L205 155V157H207L208 155ZM131 153V152H130ZM132 153H131V155L129 154V156H134V155H132ZM137 153V154H138ZM195 153H194V157H195ZM213 153H211L212 155H213ZM217 153H216V155H217ZM136 154V155H137ZM153 154H154V152H153ZM198 154V155H199ZM211 154H209V155H211ZM152 156V157H151ZM217 156V157H218ZM68 157V156H67ZM199 157V156H198ZM197 157V155H196V157L195 158H198ZM205 157H200L199 159H205L206 160V158ZM211 156H208L207 158H210ZM214 155L211 157L213 160H215L214 158ZM121 159H123V158H125V157H120ZM119 158V161L121 160ZM153 158L154 159H156V160H154L156 163H157V165L155 164V167H153L154 165H153V163H154V161H153ZM210 158V159H211ZM216 158V157H215ZM219 158V157H218ZM263 159H264V156L262 157ZM261 158V159H262ZM73 160V161H71V160ZM212 160V161H213ZM218 160H220V159H218ZM256 160V161H255ZM67 161V162H66ZM122 161V160H121ZM141 161V162H142ZM216 161V160H215ZM245 161H247V160H245ZM244 161V162H245ZM259 161V162H258ZM63 162H65V165L67 166V164H68V166L66 167V166H64L65 167V169L67 168V172H64V171H66L64 168H63ZM68 162H70V163H68ZM76 161H74V163H75ZM140 162V161H139ZM217 162V161H216ZM220 162H221V160H220ZM218 163L217 162V164H222V163ZM244 162H242V163H244ZM249 162H250V160H249ZM249 162H246V163H244L243 165L245 166V168H246V166L247 165H249L250 164V166H248V167H253V168H255L254 166H256L255 165V163L253 164V165H251L252 163H249ZM258 162V163H257ZM67 163V164H66ZM119 163H121V162H119ZM226 163V162H225ZM225 163H224V165H225ZM231 162H229V163H226V165L229 167L230 166V168H231V165L233 164L234 165V163H231ZM249 163V164H248ZM263 163V164H262ZM216 163H214V168L216 169V165H217ZM246 164V165H245ZM223 165V164H222ZM221 165V166H222ZM223 165V166H224ZM260 165V164H259ZM259 165H257L258 167H259ZM219 166V167H218ZM217 166V171L219 170V171H221V173L222 174H227L226 176L224 175H222V177H224V179H225V177L227 178V179H225V180H227V183L229 182V183H234L233 184V187H234V190L236 189L235 187H237L236 185H239V180L241 181L242 179H239V180H235V178L236 177H238L237 175H235L234 173L236 172H234V168L237 166L236 164H235V166H233L231 169H233V171L232 170H230V168H229V171L228 170H226L227 172H222L223 170H225V168H226V166H224V167H221L220 168V165H218ZM243 166V167H244ZM256 166V167H257ZM68 167H70V168H68ZM227 167V168H228ZM247 167V168H248ZM258 167L256 168L257 169V172L258 171H261V172H258V173H263L262 171H264L263 169L264 168H262L261 166V168H259V170H258ZM71 168H72V173L74 174V175H71V171H69V170H71ZM146 168H147V170H146ZM154 168V169H153ZM213 168V167H212ZM211 168V169H212ZM212 169V171H214L215 169ZM220 168V169H219ZM226 168V169H227ZM63 169H64V171H63ZM211 169H208V173L209 172H211V176L213 175V172L211 171ZM222 169V170H221ZM154 170V171H153ZM205 170H207V168H205V167H203L202 168V170L201 169H199L198 171H195L194 173H196V174H198V173H200L199 175H194L195 177L193 178V177H191V179H194L195 180V178H196V181L193 183V181L194 180H191L190 179V181H192V183L194 184H192V183H190V185L189 186H191V184H192V186L194 187V190H193V188L191 187H189L190 189H192V191H194V192H192L189 188V190L191 191V192H189V193H187L188 192V189L186 190L187 192H184L185 191V187L184 186H182L183 185V183H184V181L186 180L185 178H186V176H184V177H182L181 179L179 178L180 177V175H179V173L178 172H174L173 174L174 175H176L177 173V176H176V178H177V182L178 181H181L179 184H181V188L182 189H180V185L178 184V183H176L177 185H179V186H177L176 187V184H175V180L174 179H176L175 178V176L173 177V174L170 176L171 177V181H173L174 182V185H173V182L171 183V181H169L168 180V182H167V180L165 181L161 176H160V174H159V172H157V174H158V176L156 175L155 177V179H157V178H159L160 179V177L162 178V181H165V183L167 182V183H169V185L171 184V187L169 186V185H165V183H163L161 180L159 181V179L158 180H156L155 181V179L153 178V176L150 178V180L153 182H155L154 183V185L153 186H155L156 185V188H155V190H154V192L152 193V191H153V187L152 186H150L151 185V181H150V187H151V191L148 189V191H149V193H151V194H153V196H154V199L152 200L151 199V202H153V203H151L150 202V207L151 208H153V209H151V211L153 212V220L152 221H150V226L147 228V232L145 231V226H146V224H148L149 225V222H147L148 221V219L149 218H151L152 219V217H149L150 215H147L148 213L150 214V213H152V212H149L148 211V213H143V214H145V215H143L142 214V212H141V214L146 218V217H148V218H146L147 220H146V223H145V225L143 226V230L142 231H144V232H142L141 230H139V231H136L135 232V229L133 228V226L130 224L129 225V227H131L132 229H129V227H128V223L126 224V227H128V228H122V226L124 225V220H125V215H123V214H125L126 212H127V215H128V212L130 213L129 215H128V217H127V215H126V219H128L129 217L131 218V211H133L134 213H136V215H133L132 217H138V215L140 214V212H138L137 211V209H135V208H133V206L131 207L130 205H129V203H132V201H130V202H128L129 200L128 199H125V197L127 198V196H124V194L125 195H129L130 193L129 192H131V194L129 195L130 197H131V195H132V192H134V194H133V196H135V195H137V193L140 191V190H138L139 188H138V185L137 184H134L133 186H137V188H136V186H135V188H136V191H135V188L131 185V187L129 186V189H131V191L128 189V184H130V183H128L127 184V187L126 186H124V185H126V184H124V185H119V187H117V186H115V188H116V190H122V191H120L121 193H123V198L125 199V201L126 200H128L127 202H128V204H127V206L129 205L130 207H127L126 206V202L124 201V199L123 198H121V196H120V198H115V197H113V198H115L114 200L116 201V204H118L119 206H121L122 204H120V201L122 200L123 201V206H126V208L125 207H123V206H121V208H120V210H121V212L119 211V209L117 208V207H119L118 205H112L111 203H113V204H115L114 202V200H111L112 202L110 203V205H109V203H108V205L107 204H105L104 203V201L107 203L110 199H107V200H105L104 199V201L102 200H99V204H98V202H97V200L101 197L100 196V194L99 195H97L96 193H95V195H96V201H94V202H92V203H95V202H97V205H99V207L98 208H96V203H95V205L94 204H92V208L94 209V208H96L95 210H92V208L90 209V210H92V211H90L89 210V208L91 207H89L88 206V203L89 202H91L92 201V199H90V198H93V200H94V192L95 191H91L90 192V190H87V194H84L85 193V191L83 190L84 188L82 187V185H81V183H79V181H77L78 179L76 178V176L75 177H73L75 180H73V178L71 179V181L70 182H72V180L73 181H77L78 183H75V186H72V185H74V184H72V183H74V182H72V183H70V184H68L66 187H69V185H70V187H69V192L70 193H68V188H67V195L66 196H64V197H67L68 195H70V196H68L69 198H67L68 200H66V201H68V202H66L65 201V198H62L63 197V195H65L66 194V192H65V190H64V192H61L62 193V196H61V193H59L60 194V196L61 197H59L60 199L59 200H61V201H64V203L63 202H59V200L57 199L56 201H55V199L56 198H58V194H56L57 195V197L53 200V204H55L57 207H58V205L60 204H62V207L61 206H59L60 208H61V210L63 211L64 209L63 208H65L64 207V205H67L68 204V209H70L71 207H73L74 205L75 206H77L78 204V206L76 207V209L77 210H79V208L81 207L82 208V210H80L81 212H79L78 211V213L80 214V213H82V211H84L83 210V208H85V211H87L86 209H88V211H90V216L92 217V214H94V216L92 217V219H90V216H89V214H88V219L90 220V222L89 221H87V226H84L85 224H84V221H86V217L84 218V216L85 215H87V214H84L85 213V211L81 214L82 216H83V218L85 219H82V217L79 215V217H77L78 216V213H76L77 211H76V209H75V207H73L75 210H73V208H71L72 209V214L75 212L76 214H77V216H75L76 214L74 213L73 215L75 216V219H76V217H77V219L78 218H80V221H79V219H78V222H81L80 223V226H78V222L77 223H72V221H74L73 220V215L71 214V216H73L72 217V219H71V223L72 224H77L76 225V227H78V228H74V230H76L75 232L77 233V235L79 234L80 236H78V238H76V240L78 239V241H80V243L79 244H81V243H83V242H85V241H87V242H89L90 243V245L88 246L87 245V242L86 243H83L84 244V246H85V244H86V247H84V248H80L81 246H82V244L81 245H78V247H77V244H78V242L75 240L74 242H73V240H74V238H72V240L70 241V239L68 240L69 241V243H68V241H67V243L70 245V243L72 242V246L71 247H73V250L74 251H76V249H74V248H79V250H78V255H77V253H75L73 250H72V248H68V249H70V250H72L73 252L72 253H74L75 255H76V258H78L79 259V261H81L82 260V258L81 257H83L82 255H84L85 254V256L84 257H86V259L84 260V257H83V260L85 261V262H83V263H81V264H93V263H95V264H97V261H98V264H103V263H105V264H107V263H109V262H111V260H113V258L111 259L110 258V252L113 254L112 255V257H114L115 259L110 263V264H113L115 261V263L116 264H124V262H125V257L124 256H126V252L128 251V248H127V245L128 246H130L128 243L130 242V244H131V247H132V252L130 251V249H129V252H131L130 253V255H129V252H128V255L127 256H131V254L133 255V256H131V257H134V253H133V251H135L136 250V248L137 247H143V249L142 248H138L137 250H136V252L139 250V255L137 256V254L135 253V255H136V258L134 257L133 259L131 258V260L133 261H131L130 260V258H129V260L127 261L126 260V263H128V264H135L134 263V261H135V259H138V263H139V261H141L140 260V257H142V255L145 253H149L150 252V249H148L149 250V252H148V250H147V248H148V246H150L151 245V243L149 244V245H146V244H148L149 242H152V245L155 243V242H157L158 243V245H153V246H157L156 248L155 247H150V248H153V251L155 250V252H159L158 254L157 253H155V252H153V253H155L156 254V256L157 255H159L160 257H162L163 259H161L160 257H156V256H154L153 254H152V256L153 257H150L149 258V256H151V255H149V254H151V252L147 255L146 254V257H144V255H143V257H144V259L143 258H141L142 259V261L143 260H145V258H149V259H146L145 261H143L144 263H142V264H148V263H146V261L147 262H149V261H151V259H153L154 257L156 258V260H154L153 262L151 261V263L150 264H153V263H157V264H185L184 262H187V263H189L190 264V261L189 260H191L192 259V261H191V264L193 263H195L196 261H197V259H198V262H196V264H198L199 263V258H196V257H198V255H197V253H200V252H202V253H200V254H205V253H203V252H206V250L208 251V252H206L207 254H205L204 256H206V255H208L209 254V257H210V253L211 252H215V251H210L209 252V250H212V249H210V248H213V246H215V245H213V244H219L220 245V242H217L216 240H217V238H215L214 240H212L213 238V235H216V237L218 236V234L219 235H221L222 233V235H224L226 232H227V236L228 237H226V238H229L231 241H229V239H224L225 237L224 236H226V235H224L223 237V239H224V241H228V243H230V242H232L231 244H233V248H234V246H235V248H237L236 250L238 251L237 253H235V254H233L234 252H236V250L235 251H233V253L230 255L231 256V259H230V257H228V259L230 260V262H228L227 264H229V263H233V264H254V262L255 263H257V261L259 260V258H258V254H259V252L256 250L257 249V243H253V241L255 240V239H257V236H255V235H252L251 236V232H255V231H252L251 229H253V230H255V228L254 227H256V224L254 223V221L256 220V218L258 219V220H261L262 219V221H263V219L264 218H259V217H256V215L254 216V214H256L257 213V211H256V208L258 209V207L260 208L261 206H259V204L262 202V203H264V199H262V197L264 196V195H262V197H260L261 196V194H258L257 195V197H256V195H255V197H253V200H255V199H258V202H259V198H260V202H259V204L257 203L255 206L256 207H252V208H249V210H253L254 209V211L256 212V213H252L253 211L251 210V212L250 211H248V210H246V208H243L241 211H243V213L242 212H240V213H237L238 211H232L234 214H233V216H232V214H229L228 216H230L231 215V217H227V218H230V220L229 219H227V220H229L228 222H227V224L225 223V221H224V223H225V225L223 226L222 225V227H221V225L219 226V227H221V228H223L222 230H225V228H226V230H225V232L223 231V232H221L219 229H221V228H219V227H217V232H216V230L215 231H210V232H212V234L210 233V232H208V234H209V236L208 237H210V238H212V239H210V240H212V241H210V242H213V241H216V243H212L211 244V246H210V242H208L209 244L207 245V242H206V244H205V241L207 240L208 241V237L206 238V240L204 239V236H207L208 234H207V232H206V234H200L201 236H203V237H201L200 235H195V237H198V239H196V238H194V239H192V242H193V240H194V243H193V245L192 246H194V244H196V246L198 245L199 246V244L201 245V242H203L204 244V247L206 248H204L203 247V251H201L202 249L200 248V247H202V245L201 246H199V247H196V246H194V247H196V249L197 248H200V249H197V253H196V255H195V257L194 258H192L193 256H191L190 257V252L192 251H194L193 249H191V251H190V248L192 247L189 243H191L192 244V242L191 241H189V243H187L188 242V240L187 241H185L184 239H182V243H183V241L185 242L183 245H180L179 246V248H178V246H176L175 247V249L176 250H178L179 249V251H181V252H183L184 250H186V252H189L188 253V255H186V256H188V258H191V259H189V260H187L188 258L185 256V254H183L184 256H185V259L187 260V261H185V259L183 260V257L181 256V252H175V249L173 250V254H171V255H169L170 253H169V251L168 250H170V252L172 253V248L171 249H169L170 248V243H168L167 244V246L165 245V244H163L162 243V239H164V237L163 236H165L164 234L165 233H163V232H165V231H163V232H161L160 233V231H159V234H158V230H156V228L158 229L159 228V230H161L162 228L163 229H166V226H164V227H162L161 225H163V223L165 222L164 221V219H162V216L163 215H159L162 211L164 212L165 210L168 212V214L166 213L165 214V212H164V214H165V216H167L168 215V217L170 216V215H173V214H171L170 213V215H169V210L166 208V205L164 204L165 203V200H166V198L169 196V198L172 196V195H174L173 193L174 192H172V194H171V190H170V194H169V189L170 188H173V190L175 191V188H174V186L176 187V191L175 192H177L178 190L177 189H180V190H183L182 192H184V194L183 195H181V196H186V198H188V197H190V196H192V199L194 198H196L195 196H197V195H201L200 196V199L197 197V199H195L196 201L198 200L199 202L201 201V198H202V194H204V193H200L201 192V189L202 188H204V189H206L205 187H202V188H199L200 189V191H199V189H198V191H197V187H201V186H204V185H202L203 184V182H204V180H203V182L201 183V179H203L204 177L206 178V177H208V174L205 172ZM210 170V171H209ZM216 170L214 171V174H219L220 172L218 171L217 173H216ZM236 170V169H235ZM69 171V172H68ZM152 171V172H151ZM200 171V172H199ZM230 171H232V172H234L233 174L235 175H233L234 177H233V179H232V176H231V174H232V172L231 173H229ZM150 172H151V175H150ZM198 172V173H197ZM204 173L205 174V176H204V174H201V173ZM257 172L256 173H254L253 175H251V178H252V180H254L253 182H255V179H256V181H257V183L255 182L253 185L255 186V188H257V187H259V186H263V177H262V174H261V177L257 174ZM63 173H67L68 175H69V177L70 178H67L68 177V175L66 174H63ZM155 174H156V172H154ZM176 173V174H175ZM207 174V175H206ZM230 174V175H229ZM63 175L65 176L64 177V179H66V180H64L63 179ZM182 175V174H181ZM201 175V177H203V178H201V177H199ZM203 175V176H202ZM209 175V176H210ZM228 175H229V177H228ZM256 175H258L260 178H263V179H261V181H263L262 182V184H261V182H258V180L260 179L259 177H258V179L255 177ZM67 176V177H66ZM160 176V177H159ZM196 176H198L199 177V180L197 179V177ZM211 176L209 177V178H211ZM263 176H264V173H263ZM231 177V178H230ZM254 177V178H253ZM209 178H208V180H209ZM239 178V177H238ZM62 179L64 180V181H66V182H62ZM154 179V180H153ZM179 179V180H178ZM185 179V180H184ZM207 179V178H206ZM229 179H231V180H229ZM68 180V181H67ZM184 180V181H183ZM207 180V181H208ZM211 181H213V179L211 178L210 179ZM209 180V181H210ZM232 180L234 181V182H232ZM252 180H248V183L250 182H252ZM183 181V182H182ZM198 181H200L199 183H201L200 185L201 186H199L198 185ZM60 182L62 183V184H64V185H61L60 184ZM160 182H162V183H160ZM226 182V181H225ZM244 182V179L242 180V182L241 183H243ZM238 183V184H237ZM259 183V186L257 185ZM76 184L77 185H79V186H81V187H79L80 188V190H83V191H80V190H78V189H76V188H74V187H76ZM153 184V183H152ZM160 184H161V186H160ZM261 184V185H260ZM163 185V186H162ZM166 187H165V186ZM173 185V186H172ZM198 185V186H197ZM218 185H219V182H218ZM235 185V186H234ZM60 186H62V188H60ZM168 186V187H167ZM232 185H228V186H226V184H225V188L227 187H231ZM241 186V185H240ZM240 186H238V187H240ZM110 187H112V185L110 186ZM109 187V188H110ZM122 187H125V188H127V191H126V189L125 190H123V188ZM149 187V188H150ZM162 187H164L165 188V192L167 191V188H168V191H167V193L169 194H164V190L163 189H161ZM170 187V188H169ZM179 187V188H178ZM184 187V188H183ZM233 187L232 188H230V189H232L233 190ZM64 188V189H63ZM83 188V189H82ZM114 188V186H113V188H111L112 190H114L115 189ZM119 188V189H118ZM121 188V189H120ZM132 188H133V190H132ZM153 188V189H152ZM261 187H259L258 188V191H259V189H260ZM62 189V190H61ZM111 189H108V191L109 192H112V193H114L113 191H111ZM230 189H227L228 191H227V195H228V192H230L229 190ZM239 189V188H238ZM262 189L263 190H260L259 192H263L264 191V186L262 187ZM129 190V191H128ZM138 190V191H137ZM163 190V192H159V191H162ZM172 190V191H173ZM125 191V192H124ZM196 191H197V193L198 194H196L195 195V193H196ZM202 191H203V189H202ZM206 193H207V189L206 190H204ZM47 192V193H46ZM91 193L92 194V196H91V194H89V193ZM127 192H128V194H127ZM178 192H180V194H181V191H178ZM235 192V191H234ZM45 193L47 194V196L45 195ZM64 193V194H63ZM117 193H118V195L117 196H119L121 193H119L118 191H117ZM116 192L114 193V194H117ZM136 193V194H135ZM155 193V194H154ZM162 194L163 193V195H160V194ZM190 193L192 194V195H190ZM200 193V194H199ZM231 194L233 193V191H231L230 192ZM230 193H229V196H230ZM258 193V192H257ZM89 194V195H88ZM151 194H149V196L151 195ZM186 194H189V196H187ZM193 194H194V197H193ZM262 194H264V192L262 193ZM108 195V194H107ZM165 195V200L163 199V197L162 196H164ZM205 195V194H204ZM207 195V194H206ZM47 197V198H45V197ZM88 196V197H87ZM114 196V195H113ZM128 196V197H129ZM132 196V199L134 198ZM167 196V197H166ZM259 196V197H258ZM97 197H99L98 199H97ZM106 197H108V196H106ZM161 197V198H160ZM173 197V196H172ZM41 198H44V199H42L41 200ZM50 198V197H49ZM64 199V200H62V199ZM105 198V197H104ZM113 198H111V199H113ZM150 198H152V196H150ZM204 199H205V197H203ZM203 198H202V200H203ZM264 198V197H263ZM47 199V200H46ZM189 199V200H188ZM188 199H186V201H187V203H188V201H189V204L191 205V206H193V205H195L194 207H191V206H187V210L188 211H186L185 212V215H186V213L188 212V215L192 212V209L189 211V209L190 208H193L194 209V211H195V207H196V203L198 204L199 202H196L194 199H193V201H195L196 203L194 204V202H193V204H192V199H191V197L190 198H188ZM191 199V200H190ZM38 200H40L41 201V205H40V203H39V205H38ZM46 200V201H45ZM71 202H70V201ZM89 200H91V201H89ZM120 200V201H119ZM159 200H161V202L159 201ZM163 200V201H162ZM262 200V201H261ZM42 201H45V202H42ZM57 201L59 202V203H57ZM102 202V204H101V202ZM117 201H118V203H117ZM121 201V202H122ZM154 201H156V204H157V206L159 205V203H163L162 205H163V207H159L160 209V211L158 210V207H156L155 208V206H154ZM256 201V200H255ZM47 202V203H48ZM72 202H74L73 204H72ZM110 202V201H109ZM157 202H159V203H157ZM58 205H57V204ZM65 203H67V204H65ZM71 203V204H70ZM90 203H89V205H91ZM103 205V206H101V205ZM152 204H153V206H152ZM44 205V204H43ZM70 205H72V206H70ZM132 205V204H131ZM188 205V204H187ZM262 206H264V204H261ZM116 206V207H115ZM258 206V207H257ZM43 207V206H42ZM67 207L65 208V209H67ZM70 207V208H69ZM109 207H115V209L117 208V210H115V212L112 210V212L113 213H109L108 211H110L109 210ZM122 207H123V209H127L126 210V212L124 211V210H122ZM149 207V206H148ZM165 207V208H164ZM44 208H45V206L43 207V208H41L42 210H44ZM128 208H130V210L128 211ZM262 208V210L261 209H259V211L260 212H258V214L259 215H257V216H260V214L263 212L264 213V211H263V207H261ZM37 210V211H35V212H38V213H34L33 214V212H34V210ZM67 209V210H68ZM108 209V210H107ZM110 209H112V208H110ZM149 209V208H148ZM165 209V210H164ZM244 209H245V211H244ZM134 210H136L137 212H135ZM150 210V209H149ZM157 210H158V212H160V213H158L157 212ZM61 211V212H62ZM87 211V212H88ZM122 211H124L123 212V214H122ZM146 212H147V210H145ZM154 211H156L157 213H158V216H157V213H155ZM194 211L192 212L193 214H194ZM240 211V210H239ZM247 211H248V213H247ZM65 212V211H64ZM67 212H70L71 213V210H69V211H67ZM106 212H108V214H109V216H112V220L114 219L113 217H116V219H114V221L113 222H115V220H116V226L113 224V222H112V220H110L111 219V217L108 219L107 217H109L108 216V214L106 213ZM117 212V214H115ZM118 212L120 213V214H122L123 215V218L121 217V215H119L118 214ZM162 212V213H163ZM190 212V213H189ZM89 213V212H88ZM100 213H101V215H102V217L104 216V217H106L107 218V220H109L110 222H108L107 220H106V218H104V220H102L103 218H101V222L102 223H104L103 221H105V223H104V226H103V224H101V222L99 221L100 219ZM104 213H106L107 215L105 216V214L103 215ZM133 213V214H134ZM139 213V214H138ZM154 213L156 214V215H154ZM251 215H250V214ZM84 214V215H83ZM98 214H99V216H98ZM111 214V215H110ZM138 214V215H137ZM193 214H191L192 216H198V215H193ZM240 214V215H239ZM40 215V216H41ZM116 215V216H115ZM117 215L120 217L119 219H117ZM147 215V216H146ZM190 215V216H191ZM38 216V215H37ZM152 216V215H151ZM165 216H163L164 218H165V220L167 219V217H165ZM199 216H201V215H199ZM249 216H251V218H254V217H256V218H254V219H250V220H252V221H250L249 220V218L248 217ZM253 216V217H252ZM95 217H98V218H96V219H98L97 221H99V223L101 224H99V223H97V221H96V219H95ZM156 217V218H155ZM157 217H159L158 219L160 220H163L161 223H159V226L161 227H158V222L156 223V221H159V220H156L157 219ZM264 217V216H263ZM35 218V219H34ZM37 218V219H36ZM40 218H42V217H39V220L41 221V219ZM123 220H122V219ZM129 218V219H130ZM155 218V219H154ZM94 219H95V221H94ZM129 219H128V221H129ZM150 219V220H151ZM43 220V219H42ZM82 220V221H81ZM117 220H122V222L123 223H120V221L119 222H117ZM131 220H132V218H131ZM155 220V221H154ZM226 220V221H227ZM248 220L250 221V223L248 222ZM32 221V222H31ZM39 221V222H40ZM93 222V224L94 225H96V227L95 226H92L93 228H91L89 225H88V222H89V224L91 223L92 224V222ZM106 221L110 224L111 222V224H110V227H112L113 228V226L115 227V228H113V230L115 229H117V231L118 230H120V229H118L119 227H120V225H121V227L120 228H122V229H124L125 231H126V235L124 236V230H122V234H120L121 232H117V231H113L111 228V230L108 228L109 226H108V224H106ZM125 221H127V220H125ZM127 221V222H128ZM154 221V222H153ZM24 222H25V224H24ZM36 222H34V224L36 223ZM39 222L38 223H36V224H38V225H40L41 224V222H40V224H39ZM44 222V221H43ZM42 222V227H43V229L45 228L43 225H45L44 223ZM82 222H83V226H81V224H82ZM249 223V225H248V223ZM264 222V221H263ZM23 223V225H21ZM96 223V224H95ZM126 223V222H125ZM156 223V224H155ZM253 223V224H252ZM33 224V226H32V228L33 227H36L35 225ZM105 224H106V226H107V228H108V232L107 231H104L105 230V228L103 229V227H105ZM152 224H154V225H152ZM250 224H251V226H250ZM255 224V226H252V225H254ZM20 225L21 226H24L25 227V229H22V231H21V227H20ZM37 225V226H38ZM41 225L39 226L40 228H41ZM113 225V226H112ZM156 225V226H155ZM164 225H165V223H164ZM54 226V225H53ZM90 227L91 228V231L93 230V229H96V232H98V233H95L96 235H97V237H94L95 236V234H93L95 231H92L93 233H91V231L90 230H88L89 228H87L86 229V227ZM119 226V227H118ZM155 226V228H154V230H156L155 231V233L153 232L154 230H153V227ZM251 228H250V227ZM27 227H29V226H27ZM30 227H31V225H30ZM29 227V228H30ZM75 227V226H74ZM95 227V228H94ZM97 227L100 229H97ZM124 227V226H123ZM225 227V228H224ZM107 228H106V230H107ZM219 228V229H218ZM250 228V229H249ZM18 229V230H17ZM35 229V228H34ZM36 229L39 231V229L36 227ZM43 229H40V232H42L43 231ZM55 229V228H54ZM126 229H129L128 230V232L129 231H131V233H132V230H134L133 231V233L131 234L132 236H133V234H134V236H133V238L131 237V235H129V233L127 232V230ZM162 229V230H163ZM45 230V229H44ZM56 230V229H55ZM102 230V231H101ZM250 230V231H249ZM45 231H48V230H45ZM45 231L43 232V234H45ZM110 231H113V232H111L112 234L114 233V236L116 235V232H117V234L119 233V235H120V239H119V236L117 237L118 239H119V244H118V242L117 241H114V236L113 235H111L109 232ZM121 231V230H120ZM219 231V232H218ZM52 231H48V232H46V234H48L47 236H49V234L51 233ZM74 232V233H75ZM101 232V233H100ZM139 233V235H140V237H141V234H143L142 236H145L146 235V238L147 239H149V240H147L146 238H144L145 239V241L147 240V241H149L148 243H146L142 238V240L144 241H140L138 238H137V236H136V234L135 233ZM142 232V233H141ZM247 232H248V234H247ZM53 233H54V230H53ZM57 234H58V231L56 232ZM52 234L53 236V239L55 240V238H56V240H57V242H60V240H61V238H57L58 237V235L57 234ZM157 233V234H156ZM163 233V234H162ZM215 233H218V234H215ZM221 233V234H220ZM252 233V234H253ZM40 234H42V233H40ZM50 234V235H51ZM99 234V235H98ZM128 234V235H127ZM254 234H256L257 235V233L255 232ZM18 235V236H17ZM57 235V237H55ZM76 235V234H75ZM74 235V236H75ZM77 235H76V237H77ZM94 235V236H93ZM138 235V234H137ZM155 235L156 236H160L161 238L159 239V237H155ZM163 235V236H162ZM210 235H212V237L210 236ZM247 235L248 236H251L250 238L251 239H253L252 241H251V239L250 240H248V237H247ZM42 236V235H41ZM46 236V235H45ZM99 236L101 237V238H99ZM113 236V237H112ZM117 236V235H116ZM115 236V237H116ZM121 236L122 237H125L126 238V236H127V240H125L124 241V238H121ZM130 238H129V237ZM135 236H136V240H135ZM256 237V238H254V237ZM139 237V238H140ZM200 237H201V239L203 238L204 240L203 241H200ZM79 238H80V240H79ZM82 238V239H81ZM95 238H97V239H95ZM130 240H129V239ZM131 238L133 239V240H135L134 241V243H136L138 246L136 247L135 245H134V243L132 242V240H131ZM183 238V237H182ZM218 238H221L222 239V237H219L218 236ZM60 239V240H59ZM102 241L101 243H99L100 241ZM122 239H123V241H124V243H127V245H126V247L123 245L124 243H122ZM221 239H219L218 241H223V240H221ZM26 240V239H25ZM29 240V239H28ZM28 240L26 241V243L28 242ZM55 240V241H56ZM96 240V241H95ZM115 240H117V239H115ZM129 240V241H128ZM138 240L140 241V243H137L138 242ZM157 240V241H156ZM158 240H160V241H158ZM165 240V239H164ZM195 240H196V242H199L198 244L197 243H195ZM30 241V240H29ZM62 241H64V240H62ZM61 241V242H62ZM99 241V242H98ZM248 241H250L251 243H249ZM256 241V240H255ZM25 242V241H24ZM76 242V245L74 244V246H76V247H74L73 246V243H75ZM97 242H98V244H101V245H99V247H101L100 248V250H99V247H97L98 245H96L97 244ZM145 243V245L143 244V243ZM160 242V243H159ZM25 243V244H26ZM29 243V244H28ZM27 243V247L29 248V247H31V243L30 242H28ZM103 243V244H102ZM181 243V244H182ZM186 243H187V245L189 244L190 246V248L188 249V247H187V245H186ZM222 243V242H221ZM251 245V246H249V244ZM67 244V246H69ZM140 244V245H139ZM143 244V245H142ZM163 245V247H168L166 250H165V248H163V252H164V254H161V252L160 251H162L161 249H162V247H161V245ZM217 244H216V247L218 248V246H217ZM230 244V245H231ZM103 245H104V247H103ZM117 245H119V248H118V246ZM123 245V246H122ZM184 245H186L185 246V248L186 249H184L183 250V248L184 247H182V246H184ZM248 245V246H247ZM253 245V246H252ZM69 246V247H70ZM95 246V247H94ZM120 246H122V247H120ZM134 246L136 247L135 248V250H134ZM147 246V248L145 249V250H147V251H145L144 253H143V251H142V254L140 253L141 251L140 250H144V248ZM158 246H159V249L157 250V248H158ZM210 248H209V247ZM256 246V247H255ZM83 247V246H82ZM87 247H92L94 250H95V248L96 249H98L97 250V252H99V253H102V252H100L101 250H103V251H105L106 252V259L108 258V259H111V260H107V262H106V259L104 258L105 256H103L104 255V253L105 252H103V254H102V256H103V258H101V259H99V257L98 256H100V257H102L101 255H97L96 253L94 254V252H96V250L95 251H93V249H91V248H87ZM107 248V250H105L106 248ZM161 247V248H160ZM194 247H192V248H194ZM248 247H254V248H256V249H253L252 248V252H254V250H255V252H258L257 254H255L254 255V262H253V260H251L253 257H252V255H253V253H251V248H248ZM103 248H105V249H103ZM121 248V249H120ZM126 248H127V251H126ZM208 248V249H207ZM81 249L82 250H84V251H81ZM87 249H91L92 251H90V250H88L90 253L88 254L87 252ZM124 249V250H123ZM195 249V248H194ZM244 249V250H243ZM249 250V252L248 251H246V250ZM110 251L109 252V254L107 255V251ZM121 250H123V251H121ZM160 250V251H159ZM189 250V251H188ZM199 250H200V252H199ZM213 250H214V248H213ZM216 250V249H215ZM234 250V249H233ZM68 251V250H67ZM80 251V252H79ZM85 251H87L86 253H87V255H86V253H84ZM166 251H168V253L166 252ZM83 252V253H82ZM165 252L168 254H165ZM175 252V253H174ZM185 251L183 252V253H186ZM228 252L229 251H225V252H223V253H225L226 255H228ZM246 252H248L249 254H252V255H250L249 256V254H245ZM20 253H21V257H20ZM22 253H23V255H22ZM82 253V255H80ZM123 253V254H122ZM126 253V254H125ZM219 255L221 254V256H222V258L224 257V255H222V253H219V252H217ZM230 253V252H229ZM125 254V255H124ZM162 256H161V255ZM216 254V253H215ZM214 253L213 254H211V259L207 256V257H204V256H202V255H200V259H201V257L203 258V259H206V258H209L210 260H212V259H214V261H215V259H220V260H222V262L220 261V260H216L217 262H219L218 264H226V260L228 261V259H222L221 258V256H219V258L218 257H215V256H212V255H215ZM217 254V255H218ZM97 255V256H96ZM110 255V256H109ZM141 255V256H140ZM164 255H166L165 256V258L163 257ZM216 255V256H217ZM225 255V256H226ZM79 256V257H78ZM81 256V257H80ZM107 256H109V257H107ZM140 256V257H139ZM229 256V255H228ZM255 256H256V258L257 259H255ZM98 257V258H97ZM138 257V258H137ZM215 257V258H214ZM251 257V258H250ZM75 258V259H76ZM80 258H81V260H80ZM123 258L125 259V260H123ZM196 258V259H195ZM78 259L76 260L77 262H78ZM103 259H105V260H103ZM157 259L159 260V259H161V260H159V261H157ZM149 260V261H148ZM196 260V261H195ZM207 260V259H206ZM206 260H204L205 262H206ZM75 261V264L77 263ZM104 261V262H103ZM157 261V262H156ZM189 261V262H188ZM195 261V262H194ZM201 261H203L202 259H201ZM201 261H200V263H201ZM216 261L214 262L215 264H216ZM223 261H225V262H223ZM136 262V263H137ZM158 262H160V263H158ZM79 263V262H78ZM137 263V264H138ZM207 263V262H206ZM139 264H141V262L139 263ZM202 264H204V263H202ZM257 264H260V262H258ZM262 264V263H261Z\"/></svg>",
  "mask_w": 264,
  "mask_h": 264
},
{
  "label": "rangeland",
  "instance_id": "obj_2",
  "mask_svg": "<svg viewBox=\"0 0 264 264\" xmlns=\"http://www.w3.org/2000/svg\"><path fill=\"white\" fill-rule=\"evenodd\" d=\"M4 1V5H3V8H2V10L0 11V83L2 82V80H3V82L1 83V84H5L6 85V83H7V81H6V83H4L5 81L4 80H8V78H9V74L8 73H10V72H15V70H19V69H21L22 70V74H25L24 72H26V71H28L27 69H28V65H29V63L30 62H28V60H26V63L25 62H23L24 60H25V58L24 57H22V56H20L21 55V52H20V44H19V39L17 38V37H19V34H18V32H15V26H12L13 24H10V22L7 20V22L5 21L6 20V15L17 5V2L19 1V0H3ZM73 1V0H72ZM174 1V0H173ZM189 1V2H188ZM183 0V1H174V3H172L173 4V6L175 5V3H176V7L174 6L173 7V11H175L173 14L176 16V19L174 20V17H173V20L175 21H173L174 22V24L175 23H177V25H174L173 24V22L171 21V22H168V24H169V28H167V30H166V27H165V30L162 32V33H164L165 31H170L173 27H174V29H172L170 32H168V33H170V37H172V35H176L177 37H178V33H181V31L183 30H181L180 31V24L182 25V27H184L185 25H183V23L182 22H185V23H187L189 20H190V22L192 23V24H194V21L192 20V19H189L190 18V16H191V18H194L193 16H194V13H192L193 14V16L192 15H190L189 13V8H190V11H192L191 9L193 8L194 10H195V7H192L191 8V6H194L193 4L194 3H192L190 0ZM235 1V0H234ZM243 0H241V2H242ZM250 2H248L249 4H251V3H253L254 4V2H251V0H249ZM255 1V0H254ZM257 1V0H256ZM77 2V1H76ZM86 2H88L89 3V1H86ZM85 2V3H86ZM191 2V3H190ZM238 2L240 3V1L238 0ZM98 0L96 1V7L98 6ZM188 3H190L189 5H190V7H188ZM243 4H244V2H242ZM256 3H258V2H256ZM255 3V4H256ZM253 4H251L250 6V8L248 9L247 7H244V9H246L247 8V10H248V12H249V10L250 9H252V6H253ZM88 5H90V4H87L86 5V10H84L85 9V5L83 6V11H86V12H84L83 14H85V16H86V14L88 13L87 12V7H89ZM245 6H247V3L245 2V4H244ZM257 5V4H256ZM255 5V6H256ZM91 7H92V5H91ZM94 7V6H93ZM92 7V8H93ZM95 7V9L94 10H98L99 11V8L97 9ZM151 7V6H150ZM148 8V6H147V8L145 9L146 11L145 12H147V10H150L151 8ZM225 7H228V6H225ZM225 7H224V9H225ZM242 7H243V5H242ZM249 7V6H248ZM92 8H88V9H90V11L92 12L91 14H93L94 12L91 10ZM154 8V7H153ZM152 8V10L151 11H153L154 9ZM175 8V9H174ZM256 8V7H255ZM223 9V10H224ZM227 9V8H226ZM241 8H239L238 10H240ZM243 8H242V12H244V13H246V10H244ZM253 9H254V6H253ZM252 9V10H253ZM193 10V11H194ZM223 10H221L222 11V14L221 13H217V14H221V15H219L220 17L222 16V15H224L225 16V18L223 19L222 17H224V16H222L221 18L220 17H217L218 18V20H219V22H221L220 20H225L226 19V15H228V14H223L224 12H223ZM256 10V9H255ZM254 10V11H255ZM81 12H83L82 11V9L80 10ZM89 11V10H88ZM89 11V12H90ZM98 11H96L97 13H98ZM192 11V12H193ZM220 11V12H221ZM227 11V10H226ZM225 11V12H226ZM232 11V10H231ZM251 11V10H250ZM254 11H251L252 12V14L254 13ZM96 12H95V14H96ZM150 12V11H149ZM153 12H155V10L153 11ZM228 13H230V18H229V21L228 20H225V21H228V23L230 22V24H231V22H233L231 19H233L231 16H233V17H237V14H236V12L234 13V15H231V12H230V10L229 11H227ZM239 12V11H238ZM242 12H239L238 14H239V16L242 14ZM232 13H233V11H232ZM79 14H80V12H79ZM79 14H78V16H79ZM88 14H90V13H88ZM87 14V15H88ZM156 14V13H155ZM247 14V13H246ZM249 14H251V13H249ZM251 14V15H252ZM81 15L82 14H80V16H79V19H78V23H79V21L81 22L79 25L80 26H85V24H84V22L83 21H85V22H89V21H86V19L89 17V18H93V15H91V16H87V18L86 19H81L80 17H81ZM149 15H153V14H149ZM147 16L148 17V20H151L149 17H151V16ZM85 16L83 15V18H85ZM96 16V15H95ZM173 16V15H172ZM239 16L237 17V18H239ZM146 17V15H145V18H147ZM152 17H155V16H152ZM242 17V15L240 16V18ZM244 17V16H243ZM243 17H242V19H243ZM5 18V19H4ZM156 18V17H155ZM82 21H81V20ZM172 19V18H171ZM171 19H169V20H171ZM187 19H188V21H187ZM228 19V18H227ZM88 20V19H87ZM152 20H154V19H152ZM147 21L146 19H145V21H146V23L147 24H151L150 22H153V21ZM193 22H192V21ZM231 20V21H230ZM234 20V19H233ZM155 21V20H154ZM187 21V22H186ZM235 21V20H234ZM238 21V20H237ZM9 22V23H8ZM69 22H71V21H69ZM82 22H83V25H81L82 24ZM157 22H155L153 25L151 24L150 26L152 27V29H154L155 30V28L156 27H154L155 26V24H156ZM170 23H172L174 26L171 28L170 27ZM222 23V22H221ZM220 23V24H221ZM226 23V22H225ZM228 23H227V25H228ZM234 23V22H233ZM71 24H72V22L69 24L70 26H71ZM167 24V25H168ZM171 24V25H172ZM223 24V23H222ZM228 25L230 28H231V25ZM79 25H78V27H76V28H80L79 27ZM166 25V26H167ZM226 24H224V27L225 26H227ZM157 26V25H156ZM154 27V28H153ZM168 27V26H167ZM223 27V29L225 30V28ZM228 27V28H229ZM70 28V27H69ZM72 28V27H71ZM71 28H70V30H71ZM228 28H226V30H227V32H225L223 29H222V39H221V43H222V41H226L227 40V38L231 35V34H233V33H230L229 32V35L227 34L228 33V30H230V29H228ZM15 29V30H14ZM151 29V30H152ZM168 29H170V30H168ZM178 29H179V31L180 32H178ZM256 29V28H255ZM76 30V29H75ZM77 30H78V32H77ZM76 30V32L78 33L77 35H79V30H81V31H83V29L82 28H80V29H77ZM158 30V28H156V31ZM256 30H258V29H256ZM255 30V31H256ZM17 31V30H16ZM156 31L154 32V31H152V33L154 32V35L155 34H157L156 33ZM160 31V30H159ZM159 31H158V33H159ZM172 31L174 32V34L172 33ZM233 31V30H232ZM259 31V30H258ZM75 32V33H76ZM178 32V33H177ZM223 32H224V34H223ZM84 34H85V31L83 32ZM83 33H80V34H83ZM161 33V32H160ZM166 33V32H165ZM225 33H226V35H225ZM251 33H253L252 35H251ZM255 33V34H254ZM84 34L82 35V36H84ZM258 34H259V32H258ZM257 34V32H254V30L253 31H251L250 33H249V36H251V38L252 39H250V37L248 36V35H246L247 37H249V38H246V36H245V39L246 40H248L247 41V44H248V42H252L251 44H249V45H252V44H254V45H258V44H260L261 43V40H259V38H260V36H261V32H260V34L258 35ZM16 35H17V37H16ZM164 34H162V36H163ZM181 35V34H180ZM180 35H179V37H180ZM236 35V38H234V40H236L237 39V36H239V35H237V34H235ZM257 35V37H255ZM81 36V35H80ZM80 36H79V38H77L78 36H76V40H78V39H80ZM157 36V35H156ZM166 36H168V34H166L164 37H166ZM173 36V37H174ZM174 37V38H172V39H174V41L172 42V44H173V46H174V44H175V46L177 45V44H179L180 42L179 41H181L180 39L181 38H177V37ZM227 37L225 40L223 39V37ZM232 37H235V36H233V35H231ZM231 36H230V38H231ZM255 37V38H257V39H255V38H253V37ZM169 37V38H170ZM240 37V36H239ZM244 37V36H243ZM242 37V38H243ZM230 38H228L229 40H230ZM18 39V40H17ZM40 39V38H39ZM156 39H157V37H156ZM155 39V40H156ZM165 41H167L166 39H168V38H163ZM177 39H179V40H177ZM233 38H231V40H232ZM240 39V38H239ZM244 39V38H243ZM254 39L256 40V41H254ZM261 39V38H260ZM155 40H153L152 42V44H154V43H156L157 44V41L155 42ZM171 40V39H170ZM169 40V41H170ZM177 40V41H176ZM245 40V41H246ZM250 40V41H249ZM257 40H259V41H257ZM16 41H18V44L19 45H17V42ZM169 41H167V44L169 43ZM228 41V40H227ZM237 42H238V39L236 40ZM240 41V40H239ZM39 42H42L41 44L43 45V47L45 46L46 47V43H45V41L43 42V40L41 41V39L39 40ZM38 42V43H39ZM91 42V41H90ZM90 42H88V41H86V43L85 44H89V46L90 47H92L93 46V42L90 44ZM170 42V43H171ZM175 42V43H174ZM177 42V43H176ZM229 42V41H228ZM232 42V43H231ZM234 41H230V44L231 45H229L227 42H225L224 44H226L227 43V46L229 45V48H231L230 50H232L233 52H234V47H235V52L236 51H239V53H240V50H239V46H240V48H241V44L240 43H237V42H234V43H236V45H238V49L236 48V46H233L234 45V43H233ZM44 43H45V45H44ZM98 45H99V49H98V45H95V47L97 46V48H95L94 46V48H95V52H93V49L91 50V48H88V46L86 45V46H80L81 47V49L82 48H85V47H87L88 49H90L91 50V53H90V51L88 52V50H87V48H85V50L87 51H84L83 52V50H81L80 49V54H78V55H80L81 57H83L82 55H83V53H84V59H86V60H89V58H88V56H89V54H87V53H90V57H92L91 56V54H93V53H95L94 54V56L95 57H93V61H92V64L94 63L95 65H101V62H102V66L103 67H108V66H111V68H112V70H113V68H114V71L117 69L116 67H118V65H119V67H120V64L121 63H123L121 60H120V58H122L123 59V61H124V59L125 60H127V62L130 64H128L127 65V62L125 63L126 64V66H127V68L126 67H124L125 66V64L123 63L122 65H121V67L122 68H124V69H128V71H129V67L131 66H136V68H138V70L140 71V72H142V70L144 69V67H146L147 65L146 64H148V63H150L152 60H153V56L152 55H150V51L153 49V48H155L156 47V44H154V46L155 47H153L152 46V44H151V46L153 47H151V46H149V49H150V47L152 48V49H150L149 51H147L146 53H144L146 50H148L147 48H148V46L146 45V47L144 46V49H143V46H142V48H139V49H143V54H147L148 52H149V57H150V59L152 58V60L151 61H149V58L147 59V58H145V59H147L148 61H146L143 57H146V56H143V55H138V53H139V50L136 52V51H134V50H131V49H138V48H135V43L133 44V43H131V44H133V45H131V44H128V43H130V42H128V43H123L121 46H123V47H120V48H118V46L120 45V44H118V46H116V45H114L113 47H112V50L110 49V51H111V53L114 55V53L112 52L113 51V48L116 46V50H115V54H116V56H119L118 58L119 59H112V58H114V56L110 53V51L109 52H107V56H108V54L110 53V55H109V57L108 58H106L107 59V63H105V61H103L104 59H102V58H104L105 57V55H106V51H104V50H107V49H104V48H106V47H103L101 44H99L98 42H96ZM41 44H38V46L39 47H41ZM95 44V43H94ZM136 44H138V43H136ZM224 44H222V46L224 45ZM233 44V45H232ZM92 45V46H91ZM100 45H101V47H100ZM124 45H125V48H124ZM127 45H131V47L132 48H130V46H127ZM150 45V44H149ZM264 45V44H263ZM263 45H258V47H259V49H258V51L260 50V52H258V55H262L263 53H264V50H263ZM140 47L141 45H137L136 47ZM178 46V45H177ZM177 46L175 47V50H178V48H177ZM231 46V47H230ZM18 47V48H17ZM41 48L42 49V51H43V49L44 48ZM103 47V48H102ZM110 47V48H111ZM134 47V48H133ZM179 47V50L181 49L180 48V46H178ZM226 47V46H225ZM263 47V48H262ZM77 48L79 49V47L77 46ZM104 49V50H102V49ZM222 48H224V47H222ZM228 48V49H229ZM20 49V50H19ZM40 49V50H41ZM101 50V53H100V51L98 52V51H96V50ZM228 49H225L226 51L228 50ZM237 49V50H236ZM263 51H262V50ZM38 51H37V54H39L38 52H39V48L37 49ZM155 50V49H154ZM154 50H152L154 53H155V51ZM178 50V51H179ZM223 51V53L225 52V54H223V55H225V56H223L222 55V58L219 60V62L217 61V65H215L214 63H213V66L214 67H212V65H211V67L214 69H212L211 67H210V69H208V71H210L211 69L213 70V71H216L215 73L214 72H211L210 71V73H214L215 75H217V72H219L220 71V69L223 67V69H225L224 71H235V75L238 77V79L240 80V82H241V78L240 77H244L243 75L241 76V75H239V73L240 72H242L241 71V69L243 68V72H242V74H244V72H245V76H246V67H242V64H241V62L243 61V57H242V55H241V53H240V55H241V59L242 60H240V55L238 56L237 55V53L236 54H234V53H232L233 54V56L234 55H237L236 57H231V63H229V65H228V61H230L229 60V58L228 57H230L231 56V52H230V56L228 55V57H227V52L226 51ZM20 53V55L18 54L17 55V53L18 52ZM41 51V52H42ZM77 51V50H76ZM82 51V52H81ZM105 52V54L103 53V52ZM141 51V50H140ZM40 52V56L42 55V53ZM79 52V50L76 52V53H78ZM86 52V53H85ZM96 52H97V54H96ZM153 52H151L152 54H153ZM177 52V51H176ZM175 52V53H176ZM181 52V51H180ZM241 52H242V48H241ZM263 52V53H262ZM15 53H16V55H15ZM141 53V52H140ZM178 53V52H177ZM260 53V54H259ZM262 53V54H261ZM36 54V55H37ZM87 56H86V55ZM102 55V56H104V57H100V56H97V55ZM179 54V53H178ZM178 54H176V55H178ZM242 54H244V52H242ZM61 54H59V58H62L61 56H60ZM77 55V56H78ZM148 55V54H147ZM17 56H18V58H19V60H21V61H19V60H17L18 58H17ZM106 56V57H107ZM113 56V57H112ZM115 56V58H117ZM178 56H181V54L180 55H178ZM177 56V57H178ZM244 56V55H243ZM15 57V58H14ZM37 57L39 58V56L37 55ZM37 57H35L36 59H37ZM111 57V58H110ZM239 58V62H240V64L241 65H239V67H242V68H240V70H239V68H238V70L240 71H237V67L238 66H236V63H235V61L237 60V59H235V61H234V58ZM83 58L80 60V62L83 60ZM99 58V59H98ZM263 58H264V55H263ZM16 59V61H19V62H21V63H19V62H16V61H14ZM22 59H23V61H22ZM35 59V60H36ZM79 60L80 58H79V56L78 57H76V60ZM91 59V58H90ZM95 59H97L99 62H96V61H94ZM105 59V60H106ZM178 59L180 60H178L180 63H181V59H182V57L180 58V57H178ZM185 60H186V58H184ZM183 59V60H184ZM188 60H186L188 63V65L190 64L189 63V59L190 58H187ZM12 60L14 61V62H16L17 64L15 65L16 67H18V64H19V66H20V64L22 65V68H21V66L20 67H18L17 69L15 68V70H14V66H11V64L13 63L12 62ZM76 60H75V62L74 63H76V65L75 66H78L77 65V63L79 62H76ZM113 60V61H112ZM115 60L117 61V63H120V64H117L116 62H115ZM118 60H120L119 62H118ZM85 60H83V62H81V64L80 63H78V64H80V65H82V63H86V62H84ZM91 61V60H90ZM89 61V62H90ZM186 61H185V63H186ZM23 62V63H22ZM110 62H114V63H116V64H114V65H116V66H112L113 64L112 63H110ZM148 62V63H147ZM178 62V63H179ZM236 62H238V60L236 61ZM25 63V64H24ZM88 63V62H87ZM180 63H179V65H180ZM183 63V62H182ZM233 63H235V65H233ZM15 63H13L12 65H14ZM28 64V65H27ZM89 65V63H88V65H86L87 67H90L91 69V71L90 70H87V72H86V74L87 75H89L90 76V78H95V75H96V78L98 77L97 75H102V76H100L101 78L103 77L107 82H105V80H103L105 83H102L101 81H99L100 79H99V77H98V79L99 80H97L96 79V81L97 82H95V80H93V82L96 84H98V82H99V84L101 83L102 84V86H100V85H97V86H99L100 87V90H95V84L93 85V82H92V80L90 81L91 83H90V85L92 84L93 86H91V87H93V90H89V89H92L91 87H89V80L90 79H88L89 78V76H88V78L86 77V76H84L83 78H84V80L82 79V81H83V83H84V85H87L86 87L83 85V83H82V85L80 84V86H81V89H82V91L80 92V95H83L82 94V92H84L85 94L84 95H87V96H85V97H87V98H83L84 99V101H82L83 99H81V101L78 103L76 100H78L76 97H72L73 98V100L71 101V103L72 102H75L76 104L78 103L79 105H76L75 103L73 104L72 103V105L74 106V105H76L77 107H75L76 109H74V111H77V113L78 114H76V112H75V114L73 113H71L72 115H74V116H85L84 115V113L86 114V112L87 113H90L91 111H93V113H94V115L92 114V113H90V115L92 114V118H91V120L92 119H94L93 117H95V116H97L96 114H99V116H100V113H99V111L97 110V108H95L96 106H97V103H98V106L100 105V103H103V100H102V102L99 100L101 97L100 96H102V94L100 95V91L101 92H103V91H105L104 93L106 94H103V95H105L104 96V98H108L109 96H111V98H113V96L114 95H118L119 97L120 96H126V93L125 92H127L128 90H123L124 89V87L126 88L127 87V83L125 84V86H124V84L122 83V84H120L119 85V87H120V89L118 88V86H116V85H118L120 82L119 81H117L118 79L115 77V78H113V76H115V72L113 71L112 72V70H111V68L110 69H108V72H109V70H110V72H109V74H108V76H107V74H106V77L107 78H105V73H106V69L104 68L103 69V67L102 66H99L100 67V71H99V68H98V66H95V67H91V66H93V65ZM112 64V65H111ZM184 64V63H183ZM13 68L12 70L13 71H11L10 69H11V67ZM26 67H25V66ZM30 65H31V63H30ZM29 65V66H30ZM150 65H152L151 67H150ZM148 67L150 68V69H152V67H155L154 65V61H153V64L151 63ZM179 65H176V68H177V66H178V71L176 70V68H175V70L173 69L175 66H173L172 68L171 67H169V68H171L170 69V72H169V74L171 73V72H174L175 71V73L177 72V73H179L180 71H179V69H180V66ZM182 65V64H181ZM186 65V64H185ZM185 65H183V67L185 66ZM188 65H186V68H187V66ZM230 65H232L233 67H235L236 66V69L234 70V69H230L229 68V66ZM237 65H238V63H237ZM8 66H9V68H8ZM33 66V65H32ZM32 66H31V68H32ZM84 66V65H83ZM134 66L132 67V70H134L133 68H134ZM192 65H190V68H192L191 67ZM86 67V68H87ZM118 67V71L119 72H123V73H126L127 74V72L128 71H124V69L122 70V68H121V71L119 70L120 68ZM131 67H130V71H129V73H130V75H131V77H130V75H128V77H130V78H128L129 80L131 79L133 82H132V84L133 83H135L136 81H138L139 82V79L140 78H142L143 77V75H145V74H148L146 77L147 78H149V79H147V80H149V81H147L146 79H144L145 77H143L142 79H143V81H147V83H143V84H145V85H143V87L145 88L146 86H147V90L146 89H143V88H136L137 86H138V84L136 85L135 84V87H133V89L135 88L136 90H139L140 92H141V89H143L142 90V92L143 91H146L145 92V94H143L142 92V96H141V94L139 95V93L137 94H134L135 93V89L133 90L131 87L133 86H131V81H128V84H129V86H131V87H127V89H129V91L130 92H133L131 95H129L128 94V96H130V99L132 98V96L134 97L135 95L137 96V95H139L138 97H137V99H136V97L134 98V100L132 99V100H128L129 98H127V97H124L123 98V96L121 97V98H119V99H117L116 101L119 103V104H121V102H122V105H124L123 104V101H126V100H128V102H127V104H126V106L124 107V109L123 110H121L123 107H121V109L119 110L120 111V113H122L120 116V118H117L118 116H119V114H117V115H115V117L114 116H111V117H113V118H109L108 116V124L109 123H111L110 125H108V127H107V121L105 120L106 118H101L102 120H104V123H105V125H106V127H105V129H103V127L105 126L104 124H103V121L101 122V121H99L100 123H99V126L97 127V128H100L101 129V127L100 126H102L101 125V123L104 125L103 127H102V129H101V131H102V135H101V137L99 136V134H100V132L98 133V129L96 130L94 127L95 126H93V128L90 126V124L91 123H89L91 120H90V118H89V120L87 121L88 122V124H86L85 125V123L83 122L84 120L83 119H86V117L89 115H87V116H85L84 118L82 117V121L81 122H83V124L86 126V127H83V124H82V126H81V124H78V123H80V121L79 120H81V117H79V120L76 118H74V117H72V118H74V120H75V122H73L72 121V123H74V125L76 124V120H77V125H78V128L76 127V129H78L77 130V132L78 133H76V129L75 130H72V128L74 127V125L73 126H71L70 125V123L67 121V117H65V115L66 114H68V113H65V115H64V120L63 119H60L62 122H61V125L59 126V130H61V133H62V135H60L59 136V138L61 139V138H63V140H59V143H60V141H62V144L60 143V146H61V155L63 154V156L61 157V158H63V161H64V159H66L67 158V161H68V159L70 158V156H72V157H74L73 159H76V160H74V161H76L75 163H74V161L73 160H71V161H73V162H71L72 163V165L71 164H69V166H73V164H75L73 167H74V174H75V176H76V178L78 179L77 181H79V183H81V185H82V187L84 188H82L84 191H85V193L84 194H87V190H90V192L91 191H95L93 194L95 195V193L97 194V195H99L100 194V198L99 197H97V202H98V204H99V200H103L104 201V199L105 200H107V199H110L107 203L104 201V203L105 204H107L108 205V203H109V205H110V203L112 202L111 200H114L115 198H120V196H121V198H123L124 196H127V198L125 197V199H128V200H126L125 201V199H124V201L126 202L125 204H126V206H127V204H128V202H130V201H132V203H129V205L132 207L133 206V208H135V209H137V211L138 212H140V214L138 215V217H132L133 215H136V213H134L133 211H131L130 210V208H128V211L130 210L131 211V218H132V220H131V218L129 219V221H128V219H126L127 217H128V215L130 214L129 212H128V215H127V212H126V210L125 209H123V207H125L126 208V206H123V201L121 202L120 200V204H122L121 206H123L122 207V210H124L126 213L125 214H123V212L124 211H122V214L123 215H125V220H127V221H125L124 220V227L122 226V228H125L126 227V224L128 225V227H129V225L131 224L132 226H133V228L135 229V232L136 231H139V230H143L144 228H143V226L145 225V223H146V218H148V217H144L143 215H145V214H143L144 212L145 213H148V211L149 212H152L151 211V209H153V208H151L150 206V202H151V199L153 200L154 199V196H153V194H151V193H149V191H148V189L150 190L151 189V187L150 186H152L153 188L155 187L156 188V185L155 186H153L154 185V181L152 182L151 180H150V178L153 176V178L155 179L156 177V175L158 176V174H157V172H159V174H160V176L166 181L167 180V182H168V180L169 181H171L172 179H171V175L174 173V172H178L179 173V175H180V179L182 178V177H184V176H186V180L184 181V183H183V185L182 186H184L183 188L185 189V191L184 192H187L186 190L190 187H192L193 188V190H194V187L192 186V184L196 181V178H195V180L194 179H191V177H195L194 175H199L200 173H198V174H196V173H194L195 171H198L199 169H201L202 170V168L203 167H205V168H207V170H205V172L208 174V177H204L205 176V172L203 173H201V174H204V178L203 177H201V175L199 176V177H201V178H203V179H201V183L203 182V180H204V182H203V184L202 185H204V186H201L200 184L201 183H199L200 181H198L197 183H198V185L199 186H201V187H197V191H198V189L199 188H202V187H205L206 189H207V193L204 191V190H206V189H204V188H202L203 189V191H202V189H201V192L200 193H204V194H202L203 196H202V198L203 197H205V199L203 198V200H202V198H201V201L199 202L198 200L196 201L195 199H197V197L199 196V195H197V196H195L196 198L194 199L196 202H199L198 204L195 202V201H193V199H192V196H190L191 197V199H192V204H193V202H194V204L196 203V207H195V211H194V209L193 208H190L189 209V211L192 209V212L194 211V214L195 215H198V216H192L191 214H193L191 211V213L188 215V212L186 213V215H185V212L186 211H188L187 210V206H191L190 204H189V201H188V203H187V201H186V199H188V198H190V197H188V198H186V196L184 195V196H181V195H183L184 194V192H182L183 190H180V189H182L181 187V184H179L181 181H178L177 182V178H176V176H177V174L176 175H174L173 174V177L175 176V178L176 179H174L175 180V184L176 183H178L179 185H180V189H177L178 191H181V194H180V192H175L176 191V187L177 186H179V185H177L176 184V187L174 186V188H175V191L173 190V188H170L171 187V184L169 185V183H165V181H162V178L160 177V179L159 178H157V179H155V181L156 180H158L159 179V181L161 180L163 183H165V185L167 184V185H169L170 187V189H169V191H168V188H167V191L169 192V194H170V190H171V194H172V192H174L173 194L174 195H172L170 198H169V196L166 198V200H165V195L164 196H162L163 197V199L165 200V205H166V208L170 211L169 212V215H170V213L171 214H173V215H170L169 217H168V215L167 216H165V214L167 213L168 214V212L166 211H164L165 212V214H164V212L162 213L160 210V208L161 207H163V203L161 204V203H159V202H157V203H159V207L157 206V204H156V201H154V206H155V208L156 207H158V210L161 212H158V210H157V212L158 213H160L159 215L161 216V215H163V216H165V217H167V219L165 220V218L162 216V219H164V221L163 220H159L158 218L159 217H157V219L156 220H159V221H156V223L158 224V227H160L159 226V223H161L162 221L165 223V225H164V223H163V225H161L162 227H164V226H166V229H161V230H159V228L157 229L156 228V230H158L157 232H158V234H159V231H160V233L161 232H163V231H165V232H163V233H165L164 235L165 236H163L164 237V239H162L159 235L158 236H156L155 235V237L157 238V237H159V239L161 238L162 239V243L163 244H165L166 246H167V244L168 243H170V248L169 249H171L172 248V253L170 252V250H168L169 251V255H171V254H173V250L175 249V247L176 246H178V248H179V246L180 245H183L185 242L183 241V243L181 242L182 241V239H184L185 241H187L188 240V242L187 243H189V241H191L192 242V239H194V238H196V239H198V237H195V235H200V234H206V232H207V234H208V232H210V231H215L216 230V232H217V227H219L220 225H221V227H222V225L224 224L225 225V223L227 224V222L230 220V218H227V217H231V215L230 216H228L229 214H232V216H233V214L235 213L234 211L236 210V211H238L237 213H240V212H242L243 213V211H241L243 208H246V210H248V211H250L251 212V210H249V208H254V207H256L255 205L258 203L259 204V202H260V198H259V202H258V199H255V200H253V197H255V195H256V197H257V195L258 194H261V196L260 197H262V195H264V194H262L261 192H259L260 190H263L262 189V187L264 186V184H263V186H259V183L257 184L259 187H261L260 189H259V191H258V188L259 187H257V188H255V186L253 185L255 182L257 183V181H256V179H255V182H253L254 180H252V178H251V175H253L254 173H256L257 172V165H259V167H258V170H259V168H261L262 167V165H261V162L259 163V164H257L256 165V163L255 162H251L253 159H255V157L254 158H251V157H253V156H256L257 157V154H259V153H256V152H253L254 151V149H252L253 148V146L252 145H254V143H255V145H256V140H258V139H260V138H258L259 136L261 137V139L260 140H262L263 138H262V136H264V134L261 136V135H259L258 134V137H257V139L255 140V142L253 141V137H254V135L252 136V137H248V135H250L249 133H250V131H252L251 129H252V127L253 128H255L257 125H261V123H262V125L264 124V122L262 121V120H264V116H263V118L262 119H259L258 121H259V123L257 122V119L258 118H261V116H258V118H257V112H256V110H254L255 112H254V116H251L252 118H251V120H249V119H247L248 121H247V123H244L243 124V122L246 120H243V122L241 121V123H239L240 122V120L243 118V116L245 115V113L247 114V115H249L250 113H251V111L253 110L252 108H256L257 110L261 107V106H259L260 104H262L260 101V99H258V97L256 98L255 96H256V94H255V96H254V94H251L250 92L248 93V92H245V94H251V95H253V96H251L250 95V97H254V98H256L257 100H258V102H259V105H258V102L256 101L255 102V104L257 105V107H259V108H257L256 107V105L254 106V104H253V102L256 100H254L253 98H251V99H253V100H251L248 96H246L245 97V94H243V90H245L246 91V88H244V86L245 85H247L245 82H244V80H246V79H244L243 80V78H242V81L245 83H243V82H241V84H243L242 86H240V84H237V83H239L238 81V79H236L235 78V81H233L234 79H233V77L231 78V79H233L232 80V82H230L229 84H228V82H227V84H228V86L227 85H223V84H221V85H223V86H227V88H224V87H222L221 85H220V83H218V82H216V81H212L213 82V84H211V85H209L208 84V86H207V88L206 89H204V91L206 90V94H205V96L207 97V100H206V97L204 96V99L207 101V103H206V105L209 103V105H207L208 106V108L209 109H207L206 110V114H207V117H208V119L206 118V117H202V115H200L201 114V111L203 112L205 109L203 108L204 107V105L202 106V105H199L200 107H202L204 110H202V108H200V107H197L198 108V110H201L200 111V113H199V115H200V118L202 117V118H205V119H203V121L205 120H208V122L209 123H211V124H209L211 127H212V129L215 127V131L214 130H210V131H212V133L210 132V134H209V136L211 135V134H213V132H216L217 130V132L216 133H214V134H218L219 133V131L221 132V134L219 133L218 135H220L221 137H219L218 138V136L217 137H215V136H213V135H211L212 137H214L212 140H215L216 141V138H218V140L216 141L217 143V145L219 146V147H217V145H216V147L214 148V149H216V151L214 150V152L215 153H213V151L211 152V153H213V155H214V159L219 163L220 162V160H221V162L220 163H222L223 165H224V163L226 162V163H229V162H231V163H234V165L232 164L231 165V168L233 167V166H235V164L237 165L235 168H234V172H232L233 171V169H231L230 168V166L228 167L227 165H226V163H225V165L224 166H226V168L222 165V164H217V162L215 161V160H213L211 157L213 156L211 153H209L208 151H206V152H208V156H211L210 158H207V157H205V155L204 156H200V154L202 155V154H204V153H206V152H202V151H204L205 149L204 148H206V145L203 143V145H201V148L200 149H202L203 148V150L201 151V153L199 154V151H196V150H199L198 148L196 149V148H194V144L193 143H195L196 142V144L197 143H202V141H198V140H196L195 142L194 141H192L193 143V145H190V148H194V149H196L195 151L199 154H196L195 153V151H194V149H193V153L192 152H189V153H191L192 155L190 156V154H188L187 152L185 153V150H187L188 151V149H185V150H181V149H183L182 147H179V146H181V144H178V141H175L174 140V137H172V135L174 134L176 137H175V139L177 138V137H179V136H177V135H179L180 133H181V131H183L185 128H186V130H188V131H190V129L193 127H191L190 128V125L192 124H190L189 125V123L187 122V121H189V120H187L185 123H182V124H185V125H183V127H179L180 129H181V131L179 130V129H177V131H178V134H177V132H175V130H172V132H174V133H170V129H171V125H172V123H170L169 124V126H165V129H164V127L162 126V122L164 121V113L163 112H161L159 109L161 108V109H164V107L162 108V104H163V102L161 103V105H159V103L157 104V99H158V96H162V97H164V98H168L169 96L171 97V94L169 95V96H166L167 95V93H169L171 90H165L166 91V94L164 95V94H160V95H158V92L160 91V89L162 88L161 86H160V84L156 81V77H154V81H156L157 83H158V85H159V87H161L160 89H159V87H158V85H152V86H150L149 85V83L148 82H150L151 80L150 79H152L151 77H149V73L151 74V73H153L154 72V68L152 69V72L149 70V71H147L146 69H144L145 71H143V73L144 74H142V76L140 75L139 76V74H141L140 72H139V74L136 72V74H138L137 75V77L139 76L140 78L138 79L137 77H136V75L135 74H133V75H135V78L134 79H132V73H135V71L137 70V69H135V71H131ZM143 67V69H141ZM219 67H221L220 69H219ZM231 67V66H230ZM232 67V68H233ZM6 68H8L9 70H6ZM27 68V69H26ZM30 68V67H29ZM30 68V69H31ZM81 68V67H80ZM83 68V67H82ZM92 68H93V70H92ZM98 69V73L96 72V74L94 75V72L93 71H96L95 69ZM109 68V67H108ZM147 68V67H146ZM168 68V69H169ZM185 68V67H184ZM183 68V69H184ZM189 68V67H188ZM188 68H187V70H188ZM189 68V69H190ZM200 68H203L204 69V65L203 66H201ZM209 68V67H208ZM102 69V70H101ZM167 69V70H168ZM183 69H181L182 71H183V73H184V70ZM229 69V70H228ZM25 70V71H24ZM82 70V69H81ZM186 70V69H185ZM186 70V71H187ZM202 69H200V71H201ZM217 70H219V71H217ZM245 70V71H244ZM6 71H7V73H6ZM20 71V70H19ZM30 71V70H29ZM102 71H105V73L104 72H102ZM118 71H117V73H118ZM169 71V70H168ZM168 71H167V73H168ZM188 71H190V70H188ZM186 72L187 74H188V76H186L187 74L186 73H184V74H186L185 76H183L184 74L182 73V72H180V74L178 75L177 73H176V75H178L179 77L180 76H182L183 78L185 77V79H183L182 77H178L177 76V78H175L176 77V75L174 74V73H172V76L173 75H175V77L173 76V80H175V79H179L178 81H180L181 79H183V81L184 80H186L185 82H183V83H181L182 82V80H181V85H180V83L178 84L177 83V85H179V87L177 86L176 88H174L175 86L172 84V86L173 87H171L172 89L174 88V91L176 90V94L177 95H175V96H177V97H175V98H179L180 99V101H181V103H183V104H181L182 105V107L184 108L185 106H186V104L184 105V103H187L186 102V100L188 99L189 100V98L191 97H193V96H191V95H194L193 93H192V91H194V90H190V86H191V84H192V86H193V84H195L196 85V83L198 82V81H196L197 79L199 80V75H201V77L200 78H202V75L203 74H201V73H203L202 71H201V73L197 76V75H195L196 77H197V79L194 77V79L193 78H191V79H189L190 77H189V75L191 76V75H193L192 74V72ZM193 71V70H192ZM204 71H206V69H204ZM207 71V73L206 72H204V75H209L208 76V78H211V76L210 75H212V74H210L209 72ZM82 72H84V68H83V71ZM92 72H93V74H92ZM100 72V73H99ZM156 72V71H155ZM195 73H196V70L194 71ZM238 72V73H237ZM4 73H6L7 75H5V77H6V79H3V77H4ZM20 73H21V71H20ZM26 73H29V72H26ZM90 73L93 75H90ZM102 73H104V75L102 74ZM181 73L183 74V75H181ZM226 73H228V72H226ZM232 73H234V72H230V75L232 74ZM40 74V73H39ZM38 74V75H39ZM111 74H112V76H111ZM154 74V73H153ZM153 74H151L152 76H153ZM213 74V75H214ZM229 74V73H228ZM241 74V73H240ZM125 75V74H124ZM150 75V76H151ZM155 76H156V74H154ZM212 75V76H213ZM82 76V75H81ZM92 76V77H91ZM109 76H110V78H109ZM194 76V75H193ZM231 76H234L233 74L231 75ZM235 76V77H236ZM189 77V78H188ZM192 77V76H191ZM204 77V76H203ZM78 78H80V82H82L81 81V77L79 76ZM87 78V79H86ZM110 80H109V79ZM186 78H188V79H186ZM206 78V76L202 79V80H204ZM41 79V78H40ZM111 79H112V81L114 82L115 80H116V82H112L111 81ZM136 79V81H134ZM141 79V80H142ZM87 80V81H86ZM109 80V81H108ZM172 80V82H178L177 80H175V81H173ZM202 80H200V81H202ZM39 81V85H41L42 87L41 88H43V86L44 85H42L43 83H40V82H42V79L41 80H38ZM142 81V82H143ZM145 81V82H146ZM153 81V83H155ZM196 81V82H195ZM88 82V83H87ZM111 84V85H109V83ZM118 82V83H117ZM130 82V83H129ZM141 82V81H140ZM139 82V83H140ZM163 82V81H162ZM216 82V83H215ZM117 83V84H116ZM163 83H165V82H163ZM200 83V82H199ZM211 83V82H210ZM218 83V84H217ZM234 84V85H232V86H230L231 84ZM38 84V83H37ZM36 84V86L40 89V87H39V85H37ZM45 84V83H44ZM107 84V85H106ZM147 84V85H146ZM215 84H217V85H215ZM226 84V83H225ZM237 84V85H236ZM46 85V84H45ZM107 87H106V86ZM112 85L113 86H116V87H112ZM122 85V86H121ZM140 86H138V87H142L141 86V84H139ZM150 87H149V86ZM219 85V86H218ZM239 85V86H238ZM4 86V85H3ZM47 87H48V85H46ZM82 86H84L85 88H87V87H89V89H88V92L86 93L85 91L87 90H85L84 89V87H82ZM104 86V87H103ZM154 86V87H153ZM158 87V89H159V91L157 92V87ZM236 86V87H235ZM1 88H0V94H2L3 93V91L1 90L3 87L2 86H0ZM5 87V86H4ZM23 87V86H22ZM103 87V88H102ZM156 87V89H154ZM194 87V86H193ZM240 87V89H241V87L243 88L242 90H237L238 88ZM246 87V86H245ZM18 88V87H17ZM17 88H15V90H17L19 93H20V95H21V90H24L25 88H26V85H25V88H23V89H21V87H19L18 89ZM38 88H34L33 89V92H37L36 93V95L38 94V96H36L35 95V101L34 100H32V102L33 103H31V110L33 111V113H35L36 112V114L35 115H37L38 113H39V116L40 117H42V118H44L45 119V117L47 116V113L46 112H49V111H51V110H53L54 109V104H55V108H58V106H60V104H61V102H62V104L64 103V101L63 100H59L60 99V95L61 94H58L59 92L60 93H62L64 90H61V91H57V88H55V91H57L56 93L55 92H51V89H52V91L54 90V88H52V87H48V88H51L50 90L49 89H47L46 87L45 88H43V89H41V90H39ZM133 90H131V89ZM149 88H152V89H149ZM38 89V90H37ZM83 89L85 90V91H83ZM96 89H97V87H96ZM102 89V90H101ZM163 89V88H162ZM191 89H194V88H191ZM247 89H248V87H247ZM26 90V89H25ZM35 90H37V91H35ZM95 90V91H94ZM68 90H66V92H67ZM97 91V92H96ZM99 91V92H98ZM165 91L163 92V90H161V92H163V93H165ZM169 91V92H168ZM248 91V90H247ZM252 91H254V90H251V92ZM65 92V91H64ZM73 92V91H72ZM95 92H96V94L97 95H99V96H97L96 98H95ZM136 92H138V91H136ZM172 92V91H171ZM23 93V92H22ZM34 93V94H35ZM109 93H111V94H109ZM112 93H114L113 95H112ZM160 93V92H159ZM175 93V92H174ZM255 93V92H254ZM16 94L17 95H19L17 92H16ZM68 94L70 95L71 93H70V90H69V92H68ZM67 94V96H65V97H62V98H65L64 100L65 101H68L69 102V99L68 98H66V97H68L69 95ZM247 94V95H248ZM23 95V94H22ZM74 95V94H73ZM84 95H83V97H84ZM109 95V96H108ZM173 95L174 94H172V97H173ZM58 96H59V99H58ZM62 96V95H61ZM72 95H70V97H71ZM117 96V97H118ZM69 97V98H70ZM116 97V96H115ZM116 97V98H117ZM160 98V100L161 99H163L164 100V98ZM170 97H169V99H170ZM173 97V98H174ZM249 99H248V98ZM0 98H1V95H0ZM33 98H34V95H33ZM61 98V99H62ZM76 98V99H75ZM78 98H81V97H78ZM103 98V97H102ZM101 98V99H102ZM110 98V97H109ZM115 98V99H116ZM124 100H123V99ZM127 98V99H126ZM166 98V99H167ZM175 98H174V100H175ZM247 98V99H246ZM59 100V104H58V100ZM66 99H68V100H66ZM94 99V100H93ZM126 99V100H125ZM168 99V101H170ZM179 99H177V100H175V101H178ZM193 99V98H192ZM57 100V101H56ZM119 100H120V102H119ZM123 100V101H122ZM1 101V100H0ZM61 101V102H60ZM93 101H95L94 103H95V105H93V106H95V107H92V109L93 110H90L89 112H88V110H89V108H91V107H89V108H87L91 103H93ZM179 101V102H180ZM190 101H192L191 99H190ZM189 101V103L187 104V106H189L190 108L192 107V109H195L194 108V106H192L191 105V102ZM251 101H253V102H251ZM55 102H57V104H58V106L56 107V103ZM97 102V103H96ZM172 102V101H171ZM219 102V103H218ZM125 103V102H124ZM176 102H172V104H175ZM203 103H205V101L203 102ZM61 104V108H64L65 107V109H66V106L68 105V107L69 108H71V107H73V106H69V103L67 104V105H65L64 104V107H63V105ZM180 104V103H179ZM71 105V104H70ZM103 105V104H102ZM157 105H158V107H157ZM180 105V106H181ZM205 105V106H206ZM52 106H53V108H52ZM92 106V105H91ZM97 106V107H98ZM161 106V107H160ZM163 106H164V104H163ZM178 104H177V108H178ZM198 106V105H197ZM206 106V107H207ZM34 107V109H32ZM67 107V108H68ZM99 107H102V106H99ZM182 107H179V108H181L182 109ZM196 107V106H195ZM52 108V109H51ZM186 108H187V110H186ZM185 109H182V111H186L185 113H186V119L188 118L187 116V112H190L189 114H193V111L194 110H192V113H191V111H188L189 109H188V107H186ZM196 108V109H197ZM254 108V109H255ZM46 109H48L46 112L44 111V110H46ZM95 109L98 111V113H96V111H95ZM196 109H195V111H196ZM36 110V111H35ZM56 110V109H55ZM58 110V109H57ZM56 110V111H57ZM61 109L59 108V110L58 111H60ZM67 110V109H66ZM70 110H72V108L70 109ZM86 110V111H85ZM161 112V115L160 114H158V112L159 111ZM35 111V112H34ZM54 111V110H53ZM55 111V112H56ZM67 111H69V109L67 110ZM73 111V110H72ZM95 111V112H94ZM164 111V110H163ZM195 111H194V113H195ZM43 112H44V115H45V113H46V116H44V115H42L43 114ZM63 113H64V110L62 111ZM61 112V116H62V118H63V113ZM159 112V113H160ZM165 112V111H164ZM172 112H173V110H172ZM199 112V111H198ZM198 112L196 111V114H194V116L195 115H197L198 114ZM259 112V111H258ZM58 113V112H57ZM70 113L68 114V115H70ZM171 113V112H170ZM170 113H169V115H170ZM185 113L183 112V119L185 118ZM49 114H50V117L52 118V120L51 121H53L54 119L53 118H55V120H54V122L56 121V117L58 116L59 117V113L57 114V116L56 117H54V116H51V112H49L48 113V116H49ZM56 114V113H55ZM113 114H116V113H113ZM163 114V115H162ZM165 114H166V112H165ZM206 114H205V112L203 113V115H205L206 116ZM251 114H253V111H252V113ZM256 114V115H255ZM259 114V113H258ZM42 115V116H41ZM53 115H54V113H53ZM67 115V116H68ZM72 115H70V116H68V117H71ZM90 115H89V117H90ZM112 115V114H111ZM247 115L246 116H244V117H247ZM260 115V114H259ZM38 116V115H37ZM38 116V117H39ZM117 116V117H116ZM160 116H162L161 118L163 119V121L159 118ZM170 116H172V114L170 115ZM192 116V115H191ZM191 116H189V118L191 117ZM250 116V115H249ZM249 116H248V118H249ZM256 116V122L258 123H255L254 121H252L253 120V118ZM98 117V116H97ZM97 117H95V119H97ZM123 117V118H122ZM167 117V118H166ZM165 117V121L163 122V123H166V122H169V121H167L168 120V115ZM193 117V116H192ZM191 117V119H193ZM241 117V118H240ZM99 118V119H100ZM122 118V119H121ZM173 118V117H172ZM188 118V119H189ZM195 118H196V116H195ZM194 118V119H195ZM197 118H199V116L197 115ZM199 118V119H200ZM201 118V119H202ZM43 119V120H44ZM49 119V118H48ZM88 119V118H87ZM99 119H97L96 121L95 120H93L94 121V123L96 122H98V120ZM112 120L111 122H109V120ZM161 121H160V120ZM200 119V120H201ZM244 119V118H243ZM40 120H41V118H40ZM57 120H59V119H57ZM60 120L58 121V122H52L51 123V121H50V124L52 125V124H57V125H54V127H56V128H54V127H50L49 125H48V128L49 129H51L52 131H55L57 128H58V125H59V122H60ZM200 120L198 121V119H197V121L198 122H200ZM260 120L262 121L261 123H260ZM45 121V120H44ZM79 121V122H78ZM170 121L172 122L173 121V119L171 120L170 119ZM194 121V120H193ZM70 122H71V119H70ZM86 122V121H85ZM92 122V121H91ZM129 122H131V124H133L134 126H136L138 129H136L135 128V130L137 131H139L137 134H136V131H135V134H136V136H134V138L136 137V138H138L139 139V137H140V141H143L144 142V144L147 142L148 143V145L150 144L149 142H151L152 140H153V142H152V144L154 143L155 144V146H154V144H153V146L155 147V149L153 148V150L154 151H152V153H151V155H155L154 156V158L156 157V159H157V161H158V166L156 167L157 169H154L153 171L154 172H156V174L154 173V172H152L154 175H151V172H150V175H151V177L150 176H147L146 175V177L144 176H142V175H144V174H147V171H146V173H143L142 174V171L144 170V159H143V161H142V158L140 159V160H138L139 158H140V156H139V153H138V151L141 149V145H138V143L140 142L138 139H134V143H135V141L137 142V145L136 146H140V149L138 150V151H136V152H134L135 153V155L132 153V149L131 148H133L135 145H133L132 146V144H134L133 143V138H132V136L134 135L133 133H132V131H134L131 127H130V125L129 126H127L128 125V123ZM181 122H184L183 120H181ZM192 122V121H191ZM202 122V121H201ZM254 122V123H253ZM93 123V124H94ZM173 123H174V121H173ZM127 124V125H126ZM167 124V123H166ZM166 124H164V125H166ZM193 124H194V128H195V125H196V123H194L193 122ZM192 124V125H193ZM198 124V123H197ZM201 124H203L204 125V122L203 123H201ZM205 124H206V122H205ZM208 124V123H207ZM206 124V125H207ZM253 124H256V126L254 127V126H252L251 127V125H253ZM77 125H75V126H77ZM79 125L81 126L80 127V129H79ZM87 125H88V127H87ZM96 125V124H95ZM98 125V124H97ZM199 125H200V123H199ZM198 125V126H199ZM262 125L260 126V128L262 127ZM132 126V125H131ZM127 127H130L131 129H129V128H127ZM169 128L170 127V129H168L169 131H167V129L166 128ZM175 127V124H173V127L172 128H174ZM185 127V128H184ZM196 127H197V125H196ZM200 127V126H199ZM201 127H203V126H201ZM200 127V128H201ZM206 127V129H207V133H208V128L207 127H209L208 125L207 126H205ZM258 127V126H257ZM75 128V127H74ZM73 128V129H74ZM111 128V129H110ZM125 128L126 129H128L129 131L128 132H130V133H126V132H124L122 129H124L125 130ZM176 128V127H175ZM174 128V129H175ZM184 128V129H183ZM249 128H251L250 130H249ZM260 128L258 127V129H256L255 130V132H257V130L258 131H260ZM262 128H264V125H263V127ZM261 128V129H262ZM48 129V130H49ZM116 131V130H121L120 132H115L114 130ZM202 129V128H201ZM206 129L204 128V130H205V132H206ZM217 129V130H216ZM185 130V131H186ZM192 130H194L193 128H192ZM247 130L249 131V133H247ZM263 130V129H262ZM180 131V132H179ZM50 132V131H49ZM255 132H252V133H254L255 134ZM245 133H247V136L245 137L244 135H245ZM252 133H251V135H252ZM257 133H261V131L260 132H257ZM256 133V134H257ZM60 134V133H59ZM129 134H131V135H129ZM139 134V135H138ZM177 134V135H176ZM49 134H48V132H47V136H48ZM44 136H46V134L44 135ZM44 137V138H48V139H50L49 138V136L48 137ZM62 136V137H61ZM210 136V138H212ZM256 136V135H255ZM150 138L149 140H151V141H146L145 142V140H147V138ZM256 138V137H255ZM178 140V139H177ZM211 140V139H210ZM260 140H258V141H260ZM49 141V140H48ZM139 141V142H138ZM198 141V142H197ZM262 141H264V139L262 140ZM143 142H141V143H143ZM177 143V145H176V143ZM214 142V141H213ZM212 141H211V144L213 145L214 143H213ZM56 143V142H55ZM146 143V144H147ZM191 143V142H190ZM189 143V144H190ZM258 143V142H257ZM260 144H259V147L261 146V144H264V142H259ZM57 144H58V142H57ZM152 144H150V146L152 145ZM188 143L185 145L186 147L189 145ZM59 145V144H58ZM179 145V146H178ZM184 145V144H183ZM199 145V144H198ZM197 145V146H198ZM205 145V147H202V146H204ZM255 145H254V147H255ZM59 146V147H60ZM191 146H193V147H191ZM215 146V145H214ZM152 147V146H151ZM196 147V146H195ZM259 147H257V149H256V147H255V151L256 150H258L259 149ZM136 148V147H135ZM137 148H139V147H137ZM181 148V149H180ZM187 148H189V147H187ZM189 148V149H190ZM217 148H219L220 149V156H218V153H217ZM261 148H263L262 146H261ZM207 149V148H206ZM59 150H60V148H59ZM135 150V149H134ZM210 150V149H209ZM262 150H264V148L263 149H259L258 150V152L259 151H262ZM192 151V150H191ZM132 153V155H134V156H129V154L131 155V153ZM150 152H151V150H150ZM153 152H154V154H153ZM252 152L253 153H256V154H253V156L252 155H250V154H252ZM129 153V154H128ZM138 153V154H137ZM194 153H195V157H196V155H197V157L198 158H195L194 157ZM216 153H217V155H216ZM262 152H260V154H261ZM137 154V155H136ZM209 154H211V155H209ZM259 154V155H260ZM140 155H141V152H140ZM262 155V154H261ZM64 156H66V158L64 157ZM68 156V157H67ZM137 156L139 157V158H137ZM219 158H218V157ZM263 156H264V154H263ZM262 156V157H263ZM120 157H125V158H123V159H121ZM141 157H142V155H141ZM152 157V156H151ZM200 157H205L206 158V160L205 159H199ZM216 157V158H215ZM261 157V158H262ZM119 158L122 160H120L119 161ZM153 158V161L154 160H156V159H154ZM260 158V161L261 160H264L263 158L261 159ZM218 159H220V160H218ZM252 159V160H251ZM213 160V161H212ZM245 160H247V161H245ZM249 160H250V162H249ZM257 160H259V157H257ZM66 161V162H67ZM140 161V162H139ZM142 161V162H141ZM245 161V162H244ZM254 161V160H253ZM256 161V160H255ZM119 162H121V163H119ZM242 162H244V163H246V162H249V163H252L251 165H253L254 163H255V165L257 166H254L255 168H253L252 166L251 167H248V166H250V164L249 165H247L246 166V168H245V166L243 165L244 163H242ZM259 162V161H258ZM257 162V163H258ZM64 164H63V168L65 169V167L64 166H66L65 165V162H63ZM68 163H70V162H68ZM144 165H143V164ZM214 163H216L217 165H216V169H217V166L218 165H220V168L221 167H224L225 168V170H223L222 172H227L226 170H228L229 171V168H230V170H232V171H230L229 173H231L232 172V174H231V176H232V179H233V177L235 176V175H237L238 177H234L235 178V180L237 179V180H239V179H244V182L243 183H241L242 182V180L240 181L239 180V185H236L237 187H235L236 189L234 190V187H233V184L234 183H227V180H225V179H227L226 177V175L225 174H222L221 173V171H219L220 173L219 174H214V171L216 170L215 168H214ZM230 163V164H231ZM67 164V163H66ZM140 164H142L143 166V170L140 168ZM155 164L157 165V163L154 161V163H153V167H155ZM263 164V163H262ZM222 165V166H221ZM246 165V164H245ZM264 165V164H263ZM67 166H68V164H67ZM66 166V167H67ZM146 166V165H145ZM244 166V167H243ZM261 166V167H260ZM215 169L214 171H212V169L213 168ZM219 167V166H218ZM248 167V168H247ZM68 168H70V167H68ZM212 168V169H211ZM219 168V169H220ZM262 168H264V166L262 167ZM64 169H63V171H64ZM208 169H211V171L213 172V175L211 176L210 174H211V172H209L208 173ZM236 169V170H235ZM66 171H64V172H67V168L65 169ZM142 170V171H141ZM146 170H147V168H146ZM222 170V169H221ZM264 170V169H263ZM69 171H71L70 173H71V175H74L73 173H72V168H71V170H69ZM68 171V172H69ZM210 171V170H209ZM217 170H216V173L218 172ZM144 172V171H143ZM200 172V171H199ZM258 172H261V171H258ZM257 172V174L259 175L260 173H258ZM263 173H264V171H262ZM228 173V172H227ZM235 175H234V174ZM263 173H261L262 174V177L264 178V176H263ZM63 174H65V173H63ZM67 174V173H66ZM65 174V175H66ZM140 174H142L141 176H140ZM182 174V175H181ZM206 174V175H207ZM261 174L259 175L260 177H261ZM68 175V174H67ZM211 176V178L213 179V181H211L210 179L211 178H209L210 176ZM222 175L224 176H226L225 177V179H224V177H222ZM230 175V174H229ZM229 175H228V177H229ZM234 175V176H233ZM258 175H256L255 177L258 179ZM75 176H71L72 178L73 177H75ZM64 175H63V179H64ZM67 177V176H66ZM150 177V178H149ZM197 177V179L199 180V177L198 176H196ZM259 177V178H260ZM67 178H70L69 177V175H68V177ZM71 178V179H72ZM75 178V179H76ZM208 178H209V180H208ZM231 178V177H230ZM254 178V177H253ZM263 178H260L259 180H258V182H261V184H262V182L264 181V179ZM62 179V182L64 183V182H66V181H64V180H66V179H64L63 180ZM71 179H68L69 180V182H67L68 184H70V183H72V182H74V183H72V184H74V185H72V186H75V183H78L77 181H73V180H75L74 178H73V180H72V182H70L71 181ZM152 179V178H151ZM153 179V180H154ZM190 179L191 180H194L193 181V183H192V181H190ZM261 179H263V181H261ZM67 180V181H68ZM173 180V181H174ZM179 180V179H178ZM182 180V179H181ZM208 180V181H207ZM229 180H231V179H229ZM234 180V181H235ZM236 180V181H237ZM248 180L250 181V180H252V182L250 183H248ZM150 181L153 183H151V185H150ZM173 181H171V183L173 182ZM182 181V182H183ZM226 181V182H225ZM233 180H232V182H234ZM162 182H160V183H162ZM218 182H219V185H218ZM238 182V181H237ZM128 183H130V184H128ZM190 183H192L191 184V186H189L190 185ZM253 183V184H252ZM264 183V182H263ZM60 184L61 185H64V184H62L61 182H60ZM68 184H65L66 186L68 185ZM124 184H126V185H124ZM127 184H128V189H129V186L131 187V185L133 186L134 184H137L138 185V188H137V186H136V188L138 189V190H140L138 193H137V195H135V196H133V194H134V192H132V195H131V197L129 196L130 194H131V192H129L130 194L129 195H125L124 194V196H123V193H121L120 191H122V190H116V188H115V186H117V187H119V185H124V186H126L127 187ZM225 184H226V186H230V185H232L231 187H226L225 188ZM238 184V183H237ZM260 184V185H261ZM112 185V187H110ZM150 185V186H149ZM164 185V186H165ZM173 185H174V182H173ZM172 185V186H173ZM194 185V184H193ZM197 185V186H198ZM241 185V186H240ZM66 186H64L66 189H64L65 190V192H66V194L65 195H63V197L62 198H65V201L66 200H68L67 198H69L68 196H70V195H68L67 197H64V196H66L67 195V188H68V193H70L69 192V187H70V185H69V187H66ZM113 186H114V190H112L111 188H113ZM135 186H133L134 188H135ZM160 186H161V184H160ZM163 186V185H162ZM235 186V185H234ZM238 186H240V187H238ZM79 187H81V186H79V185H77L76 184V187H74V188H76V189H78ZM110 187V188H109ZM150 187V188H149ZM166 187V186H165ZM168 187V186H167ZM233 187V190L232 189H230V188H232ZM60 188H62V186H60ZM123 188V190H125L126 189V191H127V188H125V187H122ZM136 188H135V191H136ZM152 188V189H153ZM155 188L153 189V191H152V193L154 192V190H155ZM179 188V187H178ZM189 188V189H190ZM239 188V189H238ZM108 189H111V191H115L116 193H117V191L119 192V193H121L119 196H117L118 195V193L117 194H114V193H112V192H109L108 191ZM119 189V188H118ZM121 189V188H120ZM161 189H163L164 190V194H168L167 193V191L165 192V188L164 187H162ZM188 189V192L187 193H189V192H191L192 191V189H190L189 190ZM227 189H230L229 191L231 192V191H233V193L231 194L230 192H228V195H227ZM62 190V189H61ZM64 190H62V191H58L56 194H58V198H56L57 197V195L55 194V198L53 197V198H51V196L48 194V196H47V192L45 193V195L48 197V200L50 199V202H48V201H46V203H41V201L40 200H38V205H39V203H40V205H41V207L40 208H38V207H36L37 209H39V211L41 210L42 212H44L45 211V213H44V216H42L41 214H43V213H41L40 212V215H39V211L38 212H35V211H37L36 209L34 210V212H33V214L34 213H38V214H34L33 215V217L35 216V217H37L36 219L38 220V222L40 221L39 220V217H42V218H40L41 219V224H42V222L45 224V225H43L45 228V230H48V231H52L51 233L54 235L57 231H58V237H57V235L55 236V237H57V238H61V240H60V242H57V240H56V238H55V240L53 239V235L51 234H49V236H47L48 234H46V232H48V231H45L44 229H43V227H42V225L40 224V222H39V224L41 225V228L39 227L40 225H38V224H36V223H38V222H36V220H33V224H34V222H36L34 225L39 229V231L36 229V227H33L32 228V226H33V224L31 223L30 225H31V227H30V225H29V221L27 222L28 223V225L27 224H25V222H24V224H25V227L26 228H28L27 230H24L25 232H19V230H18V234H19V237L18 238H16L17 239V241L19 242L20 241V246L22 245V243H24V247H25V245H26V248H23L22 246V250L21 251H24V249H26L25 251H24V255H25V252H26V259H23V257H22V259H21V261L22 260H25V262H26V260H27V262L25 263V264H75V261L78 259V258H76V255L74 254V253H72L74 250H73V247H71L72 246V242L70 243V245L68 244L69 243V239H70V241L72 240V238H74V240H73V242L76 240V238H78V236H80L79 234L77 235V233L75 232L76 230H74V228H78V227H76V225L77 224H72V223H77L78 222V219H79V221H80V218H78L77 219V217H79V215L82 217V219H84L85 217H86V221H84V224L86 223L87 224V221H89L90 222V220L88 219V217L90 216V211H92V210H95L96 208H98L99 207V205H97V202H95L96 203V208H92L94 205H95V203H92V202H94V201H96V195L94 196V200H93V198H90V199H92V201L91 200H89V201H91V202H89L90 204L92 203V204H94L93 206H92V204L91 205H89V203H88V206L90 207L89 208V210L92 208V210H90V211H88V209H86L87 211H85V208H83V210L85 211V213L84 214H87V215H85L84 216V218H83V216L81 215L84 211H82V213H78V211L79 212H81L80 210H82V208L80 207L79 208V210H77L76 209V207L79 205H77V206H75L73 203L74 202H72V204L74 205L73 207H75V209H76V213H78V216H77V214L75 215V216H77L76 217V219H75V216L72 214V209L71 208H73V207H69L70 209H68V204L67 203H65V204H67V205H64V207L66 206L67 207V209H65V208H63L64 210L62 211L61 210V208L59 207V206H61L62 207V204L64 203V201H61V200H59L60 198L59 197H61L62 196V193L61 192H64ZM78 190H80V188L78 189ZM83 190H80V191H83ZM130 191H131V189H129ZM128 190V191H129ZM132 190H133V188H132ZM137 190V191H138ZM163 190L162 191H159V192H163ZM173 190V191H172ZM83 191V192H84ZM151 191V190H150ZM197 191H196V193H195V195L196 194H198L197 193ZM199 191H200V189H199ZM235 191V192H234ZM123 192V191H122ZM125 192V191H124ZM192 192H194V191H192ZM258 192V193H257ZM59 193H61V196H60V194ZM89 193V192H88ZM183 193V194H182ZM199 193V194H200ZM229 193H230V196H229ZM64 194V193H63ZM89 194H91V193H89ZM88 194V195H89ZM108 194V195H107ZM127 194H128V192H127ZM136 194V193H135ZM149 194H151L150 196H152V198H150V196H149ZM155 194V193H154ZM160 194V193H159ZM168 194V195H169ZM207 194V195H206ZM114 195V196H113ZM160 195H163V193L162 194H160ZM187 196H189V194H186ZM190 195H192L191 193H190ZM91 196H92V194H91ZM106 196H108V197H106ZM129 196V197H128ZM132 196L134 197L133 199H132ZM201 196V195H200ZM200 196L198 197L199 199H200ZM45 197V196H44ZM47 197H45V198H47ZM50 197V198H49ZM88 197V196H87ZM105 197V198H104ZM113 197H115V198H113ZM193 197H194V194H193ZM259 197V196H258ZM264 197V196H263ZM262 197V199H264ZM61 198V199H62ZM111 198H113V199H111ZM161 198V197H160ZM42 199H44V198H41V200ZM55 199V201L58 199L59 200V202H63L61 205L59 204H57V203H59L58 201H57V205H58V207L55 205V204H53L54 202H53V200ZM190 199V200H191ZM62 200H64V199H62ZM101 200V201H102ZM116 200V199H115ZM114 200V201H115ZM189 200V199H188ZM45 201H42V202H45ZM70 201V200H69ZM100 201V202H101ZM128 201V202H127ZM160 202H161V200H159ZM163 201V200H162ZM262 201V200H261ZM48 202V203H47ZM53 202V203H52ZM66 202H68V201H66ZM71 202V201H70ZM257 202V203H256ZM263 202V201H262ZM260 203L259 204V206H261V207H263L264 208V206H262L261 204H264V203ZM115 204H113V203H111L113 206L114 205H118L119 203H118V201H117V203L118 204H116V201L114 202ZM151 203H153V202H151ZM71 204V203H70ZM101 204H102V202H101ZM100 204V205H101ZM132 204V205H131ZM188 204V205H187ZM104 205V204H103ZM103 205H101V206H103ZM108 205V206H109ZM127 206V207H130V206ZM45 206V208H44V210H42L41 208H43V207ZM70 206H72V205H70ZM98 206V207H97ZM111 206V205H110ZM119 206V205H118ZM121 206H119V207H117L118 209H119V211L121 212V210H120V208H121ZM149 206V207H148ZM152 206H153V204H152ZM195 205H193V206H191V207H194ZM116 207V206H115ZM115 207L113 208V207H109V210L110 211H108L109 213H113L112 212V210L115 212V210H117V208L115 209ZM258 207V206H257ZM259 208L258 207V209L256 208V211H257V213L254 211V209L252 210L253 212L252 213H256V214H254V216L256 215V217H259V218H264L263 216H264V213L262 212L261 214H260V216H257V215H259L258 214V212H260L261 210H262V208ZM110 208H112V209H110ZM150 210H149V209ZM165 208V207H164ZM74 208H73V210H75ZM157 209V208H156ZM259 209H261L260 211H259ZM69 210H71V213L70 212H67V211H69ZM108 210V209H107ZM145 210H147V212L145 211ZM154 210V209H153ZM234 210V211H233ZM240 210V211H239ZM62 211V212H61ZM65 211V212H64ZM135 212H137L136 210H134ZM143 211V212H142ZM234 213H233V212ZM244 211H245V209H244ZM248 211H247V213H248ZM263 211H264V209H263ZM108 212H106L107 214H108ZM141 212H142V214H141ZM155 213H157L156 211H154ZM246 212V211H245ZM106 213H104L105 214V216L107 215ZM134 213V214H133ZM154 213V215H156ZM158 213H157V216H158ZM251 213V214H252ZM71 214L74 216H71ZM83 214V215H84ZM88 214H89V216H88ZM103 214V213H102ZM103 214V215H104ZM115 214H117V212L115 213ZM118 214L119 215H121V217L123 218V215L122 214H120L119 212H118ZM193 214V215H194ZM236 214V213H235ZM250 214V213H249ZM250 214V215H251ZM38 215V216H37ZM111 215V214H110ZM126 215H127V217H126ZM147 215H150L149 217H152V219L151 218H149L148 219V221L147 222H149V225L148 224H146V228H145V231L147 230V228L150 226V224L152 223H150V221H152L153 220V212L152 213H148ZM146 215V216H147ZM152 215V216H151ZM191 215V216H190ZM199 215H201V216H199ZM240 215V214H239ZM94 216V214H92V217ZM98 216H99V214H98ZM108 216H109V214H108ZM113 216V215H112ZM112 216H109V217H107L108 219L111 217V219L110 220H112ZM116 216V215H115ZM130 216V215H129ZM72 217H73V220L74 221H72V223H71V219H72ZM92 217L90 216V219H92ZM100 218V222H101V218H103L102 217V215H101V213H100V216H99ZM106 217H104V218H106ZM248 217V216H247ZM250 217V218H249ZM248 218H249V220L250 219H254V218H256V217H254V218H251V216H249ZM253 217V216H252ZM96 218H98V217H95V219ZM104 218L102 219V220H104ZM107 218H106V220H107ZM114 219H116V217H113ZM120 217L117 215V219H119ZM121 218V219H122ZM156 218V217H155ZM154 218V219H155ZM35 219V218H34ZM43 219V220H42ZM95 219H94V221H95ZM114 219L112 220V222L114 221ZM151 219V220H150ZM227 219H229V220H227ZM85 220V219H84ZM93 220V219H92ZM98 219H96V221H97ZM123 220V219H122ZM122 220H117V222H119L120 221V223H123L122 222ZM227 220V221H226ZM248 220V222L250 223V221H252V220H250L249 221ZM82 221V220H81ZM99 221H97V223H99ZM108 222H110L109 220H107ZM106 221V224H108V228L110 229H112L113 230V228H115L113 225V228L112 227H110V224L112 223H108ZM155 221V220H154ZM153 221V222H154ZM161 221V222H160ZM224 221H225V223H224ZM263 221H264V219H263ZM262 221V219L261 220H258L257 218H256V220L254 221V223L256 224V227H254L255 228V230H253V229H251L252 231H255L256 233H257V235L256 234H254L253 232H251L250 234H251V236L252 235H255V236H257V239H255L254 241H253V243L255 242V243H257V249L256 248H254V247H252L253 249H256L258 252H259V254L257 255L258 256V258H259V260L257 261V263L258 262H260V264L262 263V264H264V222ZM32 222V221H31ZM89 222H88V225L91 227V228H93L92 226H95L96 227V225H94L93 224V222H92V224L90 223L89 224ZM104 223H105V221H103ZM115 222H116V220H115ZM115 222H113V224L116 226L117 224L115 223ZM126 222V223H125ZM247 222V223H248ZM253 222V221H252ZM80 223L81 222H78V226H80ZM104 223H102L101 222V224H103V226H104ZM155 223V224H156ZM249 223H248V225H249ZM84 225V226H87V225ZM100 224V223H99ZM98 224V225H99ZM100 224V225H101ZM106 224H105V227H103V229L105 228V230L104 231H109L108 230V228H107V226H106ZM253 224V223H252ZM255 224L254 225H252V226H255ZM21 225H23V223L21 224ZM20 225V227H21V231H22V229H25V227L24 226H21ZM38 225V226H37ZM54 225V226H53ZM92 225V226H91ZM97 225V226H98ZM122 225V224H121ZM121 225H120V227H121ZM152 225H154V224H152ZM223 225V226H224ZM27 226H29V227H27ZM75 226V227H74ZM81 226H83V222H82V224H81ZM83 226V227H84ZM86 227V229L87 228H89L88 230H90L91 231V228L90 227ZM156 226V225H155ZM155 226L153 227V230H154V228H155ZM250 226H251V224H250ZM249 226V227H250ZM94 227V228H95ZM99 227V226H98ZM97 227V229H99ZM117 227V226H116ZM119 227V226H118ZM118 228V229H120V230H118L119 232H121L120 234H122V230H124V229H122V228ZM128 227H126V228H128ZM151 227V226H150ZM221 227H219V228H221ZM35 228V229H34ZM56 230H55V229ZM106 228H107V230H106ZM161 228V227H160ZM165 228V227H164ZM218 228V229H219ZM225 228V227H224ZM251 228V227H250ZM249 228V229H250ZM40 229H43V231L42 232H40ZM110 229V230H111ZM129 229H132L131 227H129ZM129 229H126L127 230V232H128V230ZM223 228H221V229H219L221 232H225V230H226V228H225V230H222ZM53 230H54V233H53ZM100 230V229H99ZM115 230V229H114ZM113 230V231H114ZM141 230V231H142ZM156 230H154L153 232L155 233V231ZM45 231V234H43V232ZM92 231H95L94 233L92 232ZM91 231V233H93V234H95V233H98V232H96V229H93ZM102 231V230H101ZM113 231H110L109 233L111 234V235H113L114 236V233L112 234L111 232H113ZM115 231H117V229L115 230ZM117 231V232H118ZM133 231L134 230H132V233H133ZM250 231V230H249ZM75 232V233H74ZM117 232H116V237L114 236H112L113 238H114V241H119V239H120V235H119V233L117 234ZM124 232V236L126 235L125 233H126V231L124 230L123 231ZM134 232V233H135ZM140 232V231H139ZM142 232H144V231H142ZM141 232V233H142ZM147 232V231H146ZM212 232H210L211 234H212ZM219 232V231H218ZM40 233H42V234H40ZM101 233V232H100ZM129 233V235H131L132 233H131V231H129L128 232ZM131 233V234H130ZM162 233V234H163ZM214 233V232H213ZM253 233V234H252ZM77 235V237H76V235ZM136 234V236H137V238L140 240V241H145V239L144 238H146V235L145 236H142L143 234H141V237H140V235H139V233H135ZM138 234V235H137ZM157 234V233H156ZM215 234H218V233H215ZM221 234V233H220ZM223 234V233H222ZM219 235L218 234V236L219 237H222V239L221 238H218V236L216 237V235H213V237H212V235H210L212 238H210V237H208L209 236V234L207 235V236H204V239L206 240V238L208 239V241L206 240L205 241V244H206V242H207V245L209 244L208 242H210V241H212V240H214L215 238H217V242H220V245L219 244H217L216 243V241H213V242H210V246H211V244L212 243H216L217 244V246H218V248L216 247V244H213V245H215V246H213V248H214V250H213V248H210L209 246V248L210 249H212V250H209V252L210 251H215V252H211L210 253V257H211V254H215V255H212V256H215V257H218L219 258V256H221V254L219 255L217 252H219V253H222V255H224L225 253H223V252H225V251H229L228 252V255H224V259L226 260V259H228V257H230V259H231V254L233 253V251H235L237 248H235V246H234V248H233V244H231L232 242H230V243H228V241H224V239L226 240V239H229V238H226V237H228L227 236V232L224 234V235H226V236H224V235ZM247 234H248V232H247ZM42 235V236H41ZM46 235V236H45ZM75 235V236H74ZM99 235V234H98ZM128 235V234H127ZM197 235V236H198ZM18 236V235H17ZM94 236V235H93ZM119 236V239L117 238ZM133 236H134V234H133ZM133 236L131 235V237L133 238ZM136 236H135V240H136ZM201 236V235H200ZM203 236H201V237H203ZM225 238H224V237ZM251 236H248L247 235V237H248V240H250L251 238ZM81 237V236H80ZM94 237H97V235L95 234V236ZM129 237V236H128ZM140 237V238H139ZM144 237V238H143ZM183 237V238H182ZM201 237H200V241H203L204 239L202 238L201 239ZM215 237V238H214ZM254 237V236H253ZM98 238V237H97ZM97 238H95V239H97ZM99 238H101L100 236H99ZM121 238H124V241L125 240H127L126 238H127V236H126V238L125 237H122L121 236ZM130 238V237H129ZM128 238V239H129ZM131 238V240H132V242L134 243V241L135 240H133ZM143 240H142V239ZM224 238V239H223ZM254 238H256V237H254ZM26 239V240H25ZM30 241H29V240ZM82 239V238H81ZM115 239H117V240H115ZM147 239V238H146ZM158 239V238H157ZM210 239H212V240H210ZM219 239H221V240H223V241H218ZM28 240V242H30L31 243V247H27V243H26V241ZM62 240H64V241H62ZM79 240H80V238H79ZM99 240V239H98ZM130 240V239H129ZM128 240V241H129ZM138 240V242L137 243H140V241ZM147 240H149V239H147ZM146 240V241H147ZM210 240V241H209ZM253 239H251V241H252ZM25 241V242H24ZM62 241V242H61ZM67 241H68V243H67ZM77 242H78V244H77V247H78V245H81L82 244V246L80 247V248H84V247H86V244H85V246H84V244L83 243H86L87 241H85V242H83V243H81V244H79L80 243V241H78V239L76 240ZM96 241V240H95ZM100 241V240H99ZM98 241V242H99ZM121 241V240H120ZM119 241V242H120ZM124 241H123V239H122V243H124ZM143 241V242H144ZM145 241V242H146ZM157 241V240H156ZM158 241H160V240H158ZM229 241H231L230 239H229ZM98 242H97V244L96 245H98L97 247H99V245H101V244H98ZM102 241H100L99 243H101ZM119 242H118V244H119ZM126 242V241H125ZM142 242V243H143ZM149 241H147L146 243H148ZM204 242V241H203ZM203 242H201V245H202V247H200L202 250L201 251H203V247H204V243ZM222 242V243H221ZM249 243H251L250 241H248ZM26 243V244H25ZM128 243V242H127ZM127 243H124L123 245L126 247V245H127ZM151 243V245L150 246H148V248H147V246L144 248V250H140L141 252V254H142V251H143V253L145 252V251H147L148 249H150V252H151V254H149L150 252H149V250H148V252L149 253H146L147 255L149 254V255H151V256H149V258L150 257H153L152 256V254L154 255L155 253H159L158 251L157 252H155V250L153 251V248H150V247H152L153 245H155L157 242H155L153 245H152V242H149L148 244H146V245H149ZM160 243V242H159ZM182 243V244H181ZM187 243H186V245H187ZM193 243H194V240H193V242H192V244L191 243H189L191 246L193 245ZM195 243H199V242H196V240H195ZM248 243V244H249ZM29 244V243H28ZM67 244L70 246H67ZM74 244L76 245V242L75 243H73V246H74ZM103 244V243H102ZM130 246H128L127 245V248H128V251H127V248H126V256H124L125 257V259L127 260H129V258L131 257V256H133L132 254H131V256H127L128 255V252H129V249L131 248L132 249V247H131V244H130V242L128 243ZM141 244V243H140ZM139 244V245H140ZM144 245H145V243H143ZM142 244V245H143ZM180 244V245H179ZM187 245V247H188V249L190 248L189 246L190 245ZM204 244V245H203ZM231 244V245H230ZM252 244V243H251ZM87 245L89 246L90 245V243L89 242H87ZM122 245V246H123ZM134 245L137 247L138 245L136 244V243H134ZM156 245H158V243L156 244ZM161 245V244H160ZM186 245H184V246H182V247H184L183 248V250L184 249H186L185 248V246ZM200 244H199V246H201ZM118 246V248H119V245H117ZM122 246H120V247H122ZM134 246V250H135V247ZM194 246H196V244H194ZM194 246H192V247H194ZM198 245L196 246V247H199ZM206 246V245H205ZM248 246V245H247ZM249 246H251L250 244H249ZM253 246V245H252ZM255 246V247H256ZM74 247H76V246H74ZM95 247V246H94ZM103 247H104V245H103ZM140 247V246H139ZM139 247H137L136 248V250L139 248ZM144 247V246H143ZM143 247L141 246L140 248H142L143 249ZM153 247H157V246H153ZM161 247H162V251H160L161 252V254H164V252H163V248H165V250L169 247H163V245H161ZM160 247V248H161ZM181 247V246H180ZM190 248V251H191V249H193L194 251L192 252H190V257L191 256H193L192 258H194L195 257V255H196V253L198 252L197 251V249H200V248H197L196 249V247H194V248ZM68 248H72V250H70V249H68ZM87 248H91V249H93L92 247H87ZM100 248L101 247H99V250H100ZM106 248V247H105ZM105 248H103V249H105ZM139 248V249H140ZM147 248V250H145ZM174 248V249H173ZM205 248V247H204ZM248 248H251V247H248ZM252 248H251V253H253V255L252 254H249L248 252H249V250H246V251H248V252H244L245 254H249V256L250 255H252V259L251 260H253L254 259V255L255 254H257L258 252H255V250H254V252H252ZM74 249H76V251H74L75 253H77V255H78V250H79V248L77 249V248H74ZM91 249H87V251L88 250H90V251H92ZM121 249V248H120ZM130 249V251L132 252V250ZM159 249V246H158V248H157V250ZM206 249V248H205ZM208 249V248H207ZM216 249V250H215ZM234 249V250H233ZM68 250V251H67ZM85 250V249H84ZM84 250H82L81 249V251H84ZM95 250H96V252H94V254L96 253L97 255H101L102 256V254H103V252H105V251H103V250H101L100 252H102V253H99V252H97V250L98 249H96L95 248ZM94 249H93V251H95ZM98 250V251H99ZM105 250H107V248L105 249ZM124 250V249H123ZM123 250H121V251H123ZM136 250L135 251H133V253L135 252L136 254L139 252V250L136 252ZM187 250V249H186ZM186 250H184L185 252H186ZM244 250V249H243ZM87 251H85L84 253H86ZM168 251H166L167 253H168ZM178 252L179 251V249L178 250H176L175 249V252ZM183 251V252H184ZM189 251V250H188ZM80 252V251H79ZM108 253H107V255L109 254V250L107 251ZM131 252H129V255H130V253ZM153 252H155V253H153ZM165 252V254H167ZM174 252V253H175ZM179 252H181V251H179ZM183 252H181L182 254H181V256L183 257V260L185 259V256L186 255H188V253L189 252H186V253H183ZM199 252H200V250H199ZM206 252H208L207 250H206ZM206 252H203V253H205V254H207ZM232 252V253H231ZM238 251L236 250V252H234L233 254H235V253H237ZM83 253V252H82ZM82 253L80 254V255H82ZM88 254L90 253L89 251L87 252ZM87 253H86V255H87ZM135 253H134V257L136 258V255H135ZM200 253H202V252H200ZM200 253H197V255H198V257H196V258H199V260L201 261V259L203 260V261H201V263H200V261H199V263L198 264H202V263H204V264H215L214 262L216 261V260H220V259H215V261H214V259H212V260H210L211 258L209 257V254L208 255H206V256H204L205 254H200ZM123 254V253H122ZM124 254V255H125ZM145 254V253H144ZM143 254V255H144ZM146 254L144 255V257H146ZM160 254V255H161ZM183 254H185V256L183 255ZM218 254V255H217ZM22 255H23V253H22ZM96 255V256H97ZM106 255V252L104 253V255L103 256H105ZM111 255V256H110ZM110 258L112 259L113 258V260L115 259L114 257H112V253L110 252ZM139 255V253L137 254V256ZM143 255H142V257H140V260L141 261H139V263L141 262V264L142 263H144L143 261H145L146 259H149V258H145V260H143L142 261V259L141 258H143L144 259V257H143ZM168 255V254H167ZM196 255V256H197ZM200 255H202V256H204V257H209V258H206V259H203L202 257H201V259H200ZM217 255V256H216ZM83 257L85 256V254L84 255H82ZM103 256L102 257H100V256H98L99 257V259H101V258H103ZM109 256H107V257H109ZM154 256H156V254L154 255ZM158 257H160L159 255H157ZM156 256V257H157ZM162 256V255H161ZM165 256L166 255H164L163 257L165 258ZM20 257H21V253H20ZM79 257V256H78ZM81 257V256H80ZM83 257H81L82 258V260H81V258H80V260L81 261H79V259H78V262L76 263V264H81V263H83V262H85L84 260L86 259V257H84V260H83ZM97 257V258H98ZM129 257V258H128ZM134 257H131L132 259L134 258ZM157 257V258H158ZM187 258H188V256H186ZM214 257V258H215ZM76 258V259H75ZM105 259H106V256L104 257ZM131 258H130V260H131ZM138 258V257H137ZM161 259H163L162 257H160ZM186 258V259H187ZM195 258V259H196ZM221 258H222V256H221ZM222 258V259H223ZM251 258V257H250ZM105 259H103V260H105ZM111 259H106V262H107V260L109 261V260H111ZM124 258H123V260H125ZM139 259V258H138ZM138 259H135V261H134V263L135 264H137L138 262ZM154 260H156V258L154 257L153 258ZM153 259H151V261L153 262L154 260ZM161 259H159V260H161ZM185 259V261H187V260H189V259H191V258H188L187 260ZM223 259V260H224ZM255 259H257L256 258V256H255ZM113 260H111V262L113 261ZM126 260H125V262H124V264H128V263H126ZM127 260V261H128ZM150 260V259H149ZM148 260V261H149ZM158 259H157V261H159ZM204 260H206V262L204 261ZM83 261V262H82ZM132 261V260H131ZM151 261H149L150 263H151ZM156 261V262H157ZM190 261V264H191V261H192V259L191 260H189ZM188 261V262H189ZM196 261V260H195ZM194 261V262H195ZM221 262H222V260H220ZM81 262V263H80ZM104 262V261H103ZM111 262H109V263H107V264H110ZM116 262V261H115ZM113 263V264H116V263ZM133 262V261H132ZM137 262V263H136ZM149 262H147L146 261V263H148V264H150ZM196 262H198V259H197V261ZM196 262L194 263V264H196ZM223 262H225V261H223ZM228 262H230V260L228 259V261L226 260V264L228 263ZM253 262H254V260H253ZM138 263V264H139ZM158 263H160V262H158ZM185 264H189V263H187V262H184ZM219 262H217L216 261V264H218ZM257 263H255L254 262V264H257ZM23 264H24V262H23ZM93 264H95V263H93ZM97 264H98V261H97ZM103 264H105V263H103ZM132 264V263H131ZM153 264H155V263H153ZM157 264V263H156ZM193 264V263H192ZM229 264H231V263H229ZM233 264V263H232ZM252 264V263H251Z\"/></svg>",
  "mask_w": 264,
  "mask_h": 264
}]
</instances>
